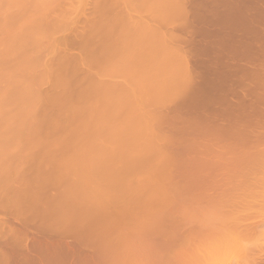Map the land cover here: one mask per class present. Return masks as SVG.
<instances>
[{
  "label": "rangeland",
  "instance_id": "1",
  "mask_svg": "<svg viewBox=\"0 0 264 264\" xmlns=\"http://www.w3.org/2000/svg\"><path fill=\"white\" fill-rule=\"evenodd\" d=\"M78 1H80V0H78ZM85 1H87V2L85 3ZM85 1L81 0L80 3H77V5L79 7H77V6L76 7L78 9L76 8L75 12L74 13L72 12V14H71L72 21L73 20L74 21L72 22L71 27L69 26L70 28L69 27L66 28V30H64L62 34L57 33L56 38L54 36L55 39H57V37H58L56 42L57 41L60 42V43H56V48H58L60 50L62 49L63 51H61V52L59 51L61 54L56 53V55L59 54V56H61L60 57L61 59H59V61L55 64L56 66H53V67L51 66L52 70L50 69V71H52V74H50L48 79H45V81L39 83L40 84L39 88L37 87V89H38L37 92L40 93L41 98L39 100V103H37L36 111L33 113L32 116H29V117H26V116H24L22 114H15L14 116H10V115H6L5 116V114H4L3 117H0L1 119L3 118V120L16 121V123H12V124L8 123L7 125L0 126V187L3 186V187H1L2 189L0 188L2 190V191L0 190V199L2 200V198L4 197L3 200H2V203H4L3 205H6L7 204L6 202L9 203V201H12V199H15V198H12V197L13 196L15 197L17 195L20 196V199L18 197L19 200L16 198V201L18 203L19 202L21 203L24 199H26L27 201H32V200H28L25 197H27L26 195H29L30 191L32 192V189L33 190L35 189V191H33L34 193H36L34 196H36V198H37V196H40L39 197L40 201H38L39 200L38 198L35 199L36 202H38L37 210H35L36 208L34 207V205L35 206L37 205L36 203L35 204L33 203L34 204L33 205L34 209H33V207L31 208L29 206V204H28L29 202H26V200H24L23 202L24 203L26 202V203L24 205L22 203L20 204V205H23L25 207L24 211L25 212L29 211L30 213L38 211L40 213H43V212L46 211V209L43 210V211L41 210L40 206L41 207L43 206V208L44 207L45 208L46 207L49 208L48 211L51 210L52 213L56 212L57 211L56 209H60V208H56L55 209V206L58 207V205H56L55 202H54L55 206H53V204L51 205L50 204L51 201H48V199L51 200L52 198H50V197L47 198L48 197L47 195H48V192L50 193V196L54 195L56 193V191H59V193L61 194L60 190L62 189L61 187L63 185V182L60 183V181L63 180V179H61L59 182L57 181V183H56L55 182L56 181L55 178L57 177L56 179L59 180V178H62V176L59 174L60 172L57 173L56 170L53 171L54 170L53 168H55V167H53V165L55 164V162L57 163L59 160H61L60 162H63V163H61V165L65 164L64 168H67L66 167L67 165H68V167H70L74 163L78 164V165H73L74 166L73 169L76 170V167L78 166L77 168L79 169V172L76 171V173H78L76 177L80 178V181L82 182L80 184H82V186L85 185L86 183H88L89 181L96 180V181L99 182V180H100L101 181L100 185H101V183H104L105 187H102L103 186V184H102V186L100 188H97V187L87 188L89 186L88 185V186H86L87 190H85V187L83 188V190L85 191L84 192L85 195L83 194L82 190H80V191H82V193L80 191H79L80 192L79 193V192H76L74 190H70V191H72L71 192L72 194H70L71 198L69 197L70 196L69 194L68 195L65 194V192L67 190L65 188L66 186L63 187L66 190L64 192H62L61 195L57 194L58 195V197H57L58 200H56V203H57V201L64 203V201H62V200L66 199V200H68L67 202L72 200V201H74L75 203H78V204L75 205L74 202H73V205H69L68 206V203H67L66 205L68 207H65V208L63 207L62 210H60L59 216L56 213L57 217L56 216L54 217L55 213H53L52 216H48V217L45 218L46 222H43L42 218L46 214L47 215L49 214L47 212H45L46 214L43 217L41 216L42 220L40 219V217H37L39 220L36 218V220H37L36 221L35 218H33L32 215H31V218L34 219V221L33 220H29L28 221V218L26 217L25 220L27 219V221L29 222V223H27V221H26V225H27V226L25 225L26 227L24 226L25 222L23 224L20 223L23 220V217L20 218V216H22V215H19L17 217V214L15 213L16 211H14L16 209L12 208V210H11L12 213L11 214L10 213H4L7 210L4 211V212L2 210L3 213L0 214V218L1 219H5V220H7V219L9 220L10 219V222H12V223H9V224H13L12 228L17 227V225H18L19 227H17V228H19L20 230H23V232L24 231L28 232L29 234H28L27 240L26 241L22 240L23 244L27 243L28 247L31 245L29 248L32 247L31 250H35L33 252H37L38 253V254L35 253L36 255L34 253H31L32 251L30 252L28 250L29 248L27 250H24V252L22 253V250L20 252V249H19L20 247L18 248L19 245L18 246L16 245L18 250H19V252L17 254L16 250L11 249L10 251L11 252L13 250L16 251V253L14 251H13V253H15L17 255L9 253L12 257L10 258V255L9 254H8L9 256L7 255L11 259L10 260L8 257H7L8 259H5V260H9L8 262L6 261L7 264L10 263V262H11L10 264H15V262H16V264H28V263L29 264H51V263L52 264H63L64 262H65L64 264H72V263H74V264L76 263L77 264L79 262H81L79 264H85V263H83L84 262L83 260H85L86 264H99V263L100 264H102V263L103 264H110V263H112V264L113 263L114 264H130L131 263L132 264L133 261H134L133 264H136L135 263L136 261L137 262L141 261L140 263H142V260H138V258L139 259H144V260H149V258H150L149 255L150 254H151V258L148 261V263H147V261H145V262L143 261L145 264L146 263L147 264H162L164 262V259L168 260V261H165L166 263L164 262L165 264H169V263L173 264L174 261L177 262V260H181V259L182 260L179 261V263L177 262L178 264H181V263L183 264V261H184V263L186 262L185 264H190L191 262H192V264H264V165H262V164L260 165L259 164L261 161L262 162L264 161V160H262L260 158L261 156H262V158L264 157V155H263L264 154V151H263V149H264L263 147L264 146H262V144L259 145V149L262 150V151L257 149L258 148V144H260L259 141H261V142L264 141V135H263L264 134V116H263L264 115V108H263L264 107V100H263L264 98L261 99V97H262L261 95L262 94H260L258 92H256V93L260 94V96H259L260 100L257 99V98L256 99L254 98V100H252L253 97H251V95H254L253 91H259L261 88L264 87V81H263L264 80V74L261 73L260 70H258V69H261V68L258 67L260 65H261L260 67L264 68V64H263L264 63V44H263L264 43V39L261 37V35L264 34V0H242V1L240 0L246 6V8H245L246 10L244 9V11L245 12L248 11V12L245 13V14L241 13L242 16L239 13H236V15H233V16L236 18V21H235L236 23L240 22V21L241 22L243 21V23L244 22L245 23L244 24L243 23H237V24H239V25L241 24V25L240 26H238V25L235 26L234 25L235 23L230 21L229 24L232 23V25H230V26L231 27L233 26L232 29L229 26V24L225 22L226 16H225L224 19L222 18V17H224L223 16L224 14L222 13V10H224L223 7H225V9H226V4L222 3L223 1L222 2L220 1L219 4H217L215 2V0L214 1L210 0V1H213V2H210L208 0H205V2H204V0H199V3H198V0H195V1L194 0H187L188 2L186 1V4H190V7H192L191 10H190L189 5H188V8L185 7L186 4H184L185 1H183V4H184L183 7L186 8V9L183 8L184 12L185 11L187 12V9H189V12H187V14L185 13L186 14L185 18H187V16H188L187 19H189V17L191 16V20L184 19V22H183V20L182 21L180 20L181 22L179 21V19H183L184 17L181 18L182 17L181 13L178 12V10H176L175 8H173V5H175V7L177 6V9H178V4H177V3H179L178 0H176L177 3L176 2L173 3L172 0H168L169 2H165V0H161V1L157 0L159 2V4H158V2L156 3L155 0H151V2L152 1L155 2V3L152 2L153 4L150 2V0H137V1L136 0L135 1L134 0L133 1L130 0L129 2H128V0H127V2H126V0H109V1L108 0H104V1L103 0H98V1L97 0H94V1L93 0H85ZM216 1L218 2V0H216ZM232 1L234 2V1H237V0H232ZM59 2L63 6L66 4V0H59ZM108 2L109 3H113V4L115 3V4L112 5V4H109ZM82 3L84 4V7H86V8L81 6V5H83ZM118 3H119V5H117ZM129 3H131V4H129ZM144 3H146L145 4L146 6H144ZM200 3L202 5H200ZM206 3L207 4L209 3L208 6H209V9L212 10L211 12H210V10H208V6L206 5ZM215 3H216V6H215ZM108 4L111 5L112 7H109ZM147 4H148V6H147ZM193 4H199L200 6H196V5H193ZM141 5H143L144 8ZM100 6H102V7H100ZM153 6L154 7L157 6L156 7L157 9H155ZM202 6H205V8H202ZM210 6L212 8H210ZM255 6H256V9H255ZM134 7H135V9H134ZM199 7L202 10H200ZM213 7H214V11H213ZM220 7H222L221 8L222 10L219 9ZM94 8H96V9H94ZM125 8L127 10H125ZM181 8H182V6L180 7V9ZM84 9L86 11L87 10L90 11L89 13H91V14H88V12L86 14ZM92 9H93V11H92ZM137 9H138V11H136ZM174 9L179 14L178 16L176 15L177 13L174 12ZM204 9H206V10L204 11V14H203V10ZM215 9H217V10L219 9L217 11V13H218L217 15L218 16L217 15H213V13L215 14V11H216ZM171 10H173V12L175 14L173 12L171 13ZM145 11L146 12L148 11V12L145 13ZM195 11H196V13L194 14ZM112 12H113V14H112ZM121 12L122 13L125 12V14H122ZM158 12H159L160 16H158ZM163 12L166 14V16H164L165 14H163ZM181 12H182V10H181ZM207 12L209 14H212L216 18H219L220 20H222V21H224L226 23V24L224 23L225 25H223V23H221V21L219 19H217L218 21H216L215 23L212 24L214 26H215V24H218L220 26L219 27L218 25H216L218 27H215V29L217 28L216 29L218 31V32L216 31L217 33L215 31H214L215 33H212L213 32L212 30L214 28H212L211 31L208 30L209 28L206 29L207 28L206 26H205L206 28L203 27V29L205 28L206 30L202 29L201 24L205 21L204 19H206V17H207V20H206V23H207V21L209 22V20H210L209 18H211V20H212V17H213V16L212 17L209 16V14ZM219 12L222 13V17H219V15L221 14V13L219 14ZM132 14L135 15V16H133ZM243 14L245 16H243ZM247 14H250V16H248ZM83 15H85L86 17L85 16L83 17ZM100 15H101V18H100ZM138 15L141 16V19H140V16H138ZM173 15H175L178 18H179L180 15L181 16L178 19V18H175V16H173ZM195 15H196V17H195ZM246 15H247V17H246ZM172 16H173L175 21H178L177 23H173L172 24V20H173ZM200 16H201V18H204V19H201ZM237 16H238V18H237ZM78 17L81 18V19L79 20ZM154 17L156 19H154ZM193 17H194V19H193ZM215 17H213V20H215ZM77 18H78V20H77ZM198 18L201 19V22L199 21ZM97 19H98V21H96ZM101 19H102L103 22L101 21ZM145 19L147 20V22H146ZM151 19L153 21L154 20L155 21L153 22ZM197 19H198L199 22L197 21ZM87 20H88V22H87ZM89 20L90 21L92 20V22H90ZM141 20H143L145 23L142 21L141 22L142 24H141L140 23ZM185 20H187L188 23L187 22L186 23L188 24V26H186V27L185 26H183V27L181 26L182 28H179L180 25L185 23ZM81 21H83V23ZM130 21H131V23H133V22L134 23L131 24ZM148 21L152 22V23L149 24ZM165 21H167V22H165ZM190 21H191V23L193 22L194 25H191V23H189ZM99 22H101L102 24L99 23ZM169 22H171V23H169ZM195 22H198V23H201V24H198V23H195ZM123 23H124V25H123ZM77 24H80V25H77ZM170 24H171V27H170ZM177 24H179V25H177ZM85 25H87V26L85 27ZM147 25H150V26H147ZM172 25H174V26H172ZM212 25H210L209 27H212ZM78 26H81V27H78ZM145 26H147V27H145ZM193 26H194V28H193ZM234 26H235V28H234ZM119 27H121V29L123 28V34L126 35L125 37H124V35H118L117 34ZM172 27H174V30H173ZM191 27L193 28V30L188 32L187 30L192 29ZM198 27H199V29L201 28L203 30V33H206L207 30H208V33L209 32L210 33L209 34L206 33L205 36H202V30L201 29L199 30ZM109 28H110V30H109ZM146 28H147V30H146ZM149 28H150V30H149ZM151 28H155V29H151ZM177 28H179V29H177ZM186 28H189V29L186 30ZM221 28H223V29H221ZM125 29H126V32H125ZM162 29H163V31H162ZM197 29H198V31H197ZM80 30H83V31H80ZM111 30H112V32H111ZM194 30H195V32H193ZM70 31L73 32V33H71ZM233 31H234V34H231V33H233ZM115 32H117V33H115ZM198 32L199 33L201 32V33L199 34ZM76 33H80V35L76 34ZM86 33H87V35H86ZM165 33H167V34H165ZM174 33H176V34H174ZM115 34H117V35H115ZM127 34H128V36H127ZM148 34L150 35L151 39H150ZM152 34H154L153 37H152ZM171 34H172V37H171ZM62 35H64L65 37L63 36L64 37L63 38ZM77 35H79V36H77ZM113 35L116 36V37H114ZM163 35L164 36L166 35L165 36L166 38H164ZM169 35H170L171 38H173L174 36H177V38L174 37L172 39V41H171V38L169 37ZM181 35H183V36H181ZM192 35H194L193 38H192ZM212 35H213V37H212ZM70 36H72V37L70 38ZM119 36L122 39L127 37L125 40H127L129 42V43H126V44L129 45L130 50H129V47L126 46V45L122 46V47H127L129 52H128L127 48H126V52H125V49L120 47L119 43H121V45H124L125 42H123V43L122 42H118L119 40H121L119 38ZM158 36L162 40L161 43L159 42V40L157 41V39H159ZM189 36L191 38H189ZM209 36H211V37H209ZM144 37H147L146 39H148L149 42ZM154 37L156 39V40L153 39L154 40L153 42L155 43V45H154V43L151 42L152 38H154ZM183 37H185L186 39L183 38ZM196 37H197V39H196ZM226 37H228V38L226 39ZM116 38H117V40H116ZM163 38L167 39L165 41L167 42L166 44H168V45L165 44ZM199 38H200V40H199ZM202 38H204V39H202ZM210 38H212V39L210 40ZM222 38H223L224 42H222L223 41ZM64 39L67 42H65ZM174 39H175V41H174ZM232 39H234L233 43H232ZM188 40L192 41V45H191V42H188ZM218 40H220L221 43H223V44H220V41H218ZM225 40H227L226 44H225ZM113 41H115V42H113ZM169 41L173 45L170 44ZM194 41H195L196 45H194ZM211 41H212V43L214 42L212 44L213 46L210 44ZM61 42H63V43L65 42L64 45ZM117 43H118V45H117ZM156 43H158V44H156ZM215 43H216V45L214 46ZM59 44H62V45H59ZM160 44H162L163 46H165V45L166 46L163 47L161 45L162 47H158V45L160 46ZM175 44H176V46H175ZM182 44H184V45H182ZM204 44H205V46H204ZM218 44H220V45H218ZM179 45H181V46H179ZM199 45H200V48H199ZM206 45L208 46L207 48H209L210 50H211V48L214 50V55H212L213 54V50L210 51L209 49H207ZM118 46L121 48V50H124V51H121ZM154 46H156V48H153ZM172 46H174V50L177 49L178 51H181L182 54H184V55L187 54L188 55V56L185 55L188 58V60L187 59L186 60H187V65L189 66V67L186 66L188 68L187 69L188 73L186 72V74L187 75L190 74V75H188V77H190V78L186 77V74H184L185 73V71L183 70L184 67L182 68V66H184V65H181V66H180V64L178 65V63H181V62H180V59L178 58L179 56L175 55V54H178V53H176L177 51L176 50L174 51L173 48L172 49L170 48ZM178 46H179L180 50H179ZM196 47L199 48L200 50L197 49ZM152 48H153L154 51L152 50ZM161 48H163V49H161ZM185 48L188 49V51H186V50L184 51ZM58 49H56V50H58ZM195 49H197V50H195ZM232 49H234V50H232ZM132 50H134V52H131ZM136 50H138V52L140 50V52L138 53V52H136ZM159 50L161 52L164 50L162 52L163 55H164V52H166L165 50H171L169 52L170 53L172 52L174 56L172 55V57H169L170 53L169 52L165 53V55H167V56L164 55V59L167 57L166 59L168 60V58H169V60L167 61V60L163 59L164 63H166V64H162L163 55L161 54L162 56L160 57V53L161 52ZM201 50H204V52L201 51ZM146 51H148V52H146ZM217 51H219V52H217ZM152 52H156L159 56L156 53L155 54L158 57L156 55L153 56L152 54H154V53H152ZM181 52H180V54H181ZM148 53H150L151 55H148ZM188 53H190V54H188ZM199 55H201V56L199 57ZM174 57H177L179 59V61H177L178 59L176 60ZM205 57H207V58H205ZM154 58H156L155 60L157 61V63L154 62ZM172 58H173L174 61H176V63L178 62L177 65H178V67H181L182 70H181V68L178 69V67H176V64L174 65V63H172ZM196 59L198 60V63L200 62L199 64L197 63ZM120 61L124 62V67L125 68L129 69L131 72L134 71L133 75L135 74V76L136 75H138V76H142L143 75L144 76L145 71H151L152 77H154L155 75L156 76L158 75L157 77L155 76L154 80H164L165 81L166 79H164L162 76L167 77V80H169V81H167V83H169L171 85L162 86L161 87L162 93H163L162 94V99L159 100V101L154 102L155 100H153L152 98H148L146 96V98L143 101L144 105H143V107H142V105L140 106L141 109H139V107H138V109H139L138 112H133V111H137L134 107H133L134 110H131L133 108L129 109L131 106H129V104L127 102V99H125L126 97L122 94V91H123L121 89L122 85L121 84H119V86L115 85V83H119L121 79H118L120 77L118 75H116V73L113 72L114 71L113 69L119 64ZM158 61H160L161 64ZM190 61L191 62L194 61V62L190 63ZM21 63H22V60L19 58V55L16 54L12 59L7 60L5 62H0V72H4V71L8 72L10 70L16 71V69L21 65ZM52 63L54 65V61ZM206 63H207V65H209V67L206 66V68H205V66H203V65H206ZM158 64H160V66H162V67H160L161 69L159 68ZM213 64H214V66H212ZM190 65H191V67H190ZM157 68L159 69V70H157L158 72L155 71ZM196 68H197V70H195ZM92 70H93L94 73H95V71H97V74L93 73L94 76L95 75H100L99 72L101 73L104 70H111V71L113 70L112 71L113 73L112 74L111 73L110 74H106L104 78L99 77V79H96V76L94 77L93 75H91ZM180 70H181V72H180ZM203 70H205L206 73H204ZM261 70L264 71V69H261ZM154 71L156 73H154ZM191 71H193V72H191ZM142 72L144 74H142ZM225 72H226V74H225ZM159 73L161 75L162 74L163 75L161 76V75H159ZM177 73H178V75H177ZM193 73H195V74H193ZM231 73L233 75H231ZM29 74H30V72H28L26 74H22L21 72H18L17 77L18 78L22 77L23 79L26 78V80H33V79H31V74L30 75ZM113 74H115V75H113ZM147 74H148V72H147ZM149 74H150V72H149ZM170 74L172 76H170ZM198 74H200V75H198ZM192 75H193V77H191ZM230 75H231V77H230ZM145 76H147V75H145ZM223 82H224V85H223ZM55 84H56V86L59 85V88L57 87L58 89L56 87H53V86H55ZM98 84H99L98 91H94L95 85L98 87ZM254 84H256V85H254ZM100 85H102V87L103 86H105V87L101 88ZM172 85H174V88H173ZM224 86H225V88H226V86L228 87L226 89L224 88L225 90L232 88V90L235 89V92L239 91L240 93H238V94L242 93L241 96L243 97V99L238 94L236 96L235 93L234 94L237 97V99H235V96L233 98L234 94L232 95L230 92H228L229 90L225 92L224 89L222 90V88H220V87H224ZM253 86H254V88H253ZM104 88H105V90H102V91H106L109 94V96L112 94L113 95L112 96V100H114V101L111 102V100H110L111 97L109 99V97L104 98L102 96V94H101L102 92H99V91H101V89H104ZM217 89H220V90H217ZM257 89H259V90H257ZM240 90H242V91L246 90V91L242 92ZM249 91H252L253 93H251ZM262 91H264V90L262 89L260 92L262 93ZM249 93H251L250 96H249ZM256 93H255V95H257ZM55 94L59 95V96L56 95L58 100L57 99H55V100L53 99L52 100V97H54ZM229 94H230L231 97L229 96ZM245 94H248V96L245 95ZM263 94H264V92H263ZM99 95H101L102 98ZM120 95L122 96V98H120L117 101L115 99V96H120ZM163 97H165V98L163 99ZM93 99L96 100L97 104L100 103L99 104L100 108H101V105H102L101 109H96V111L100 110V111H97V113H96L97 115L94 114L96 112L95 109H94V113H91V110L93 112V109H91L90 106H89L90 101L92 100V102H93ZM150 99H151V101H150ZM236 100L239 101V102L237 103ZM255 100H258V102L255 101ZM6 104H8V103L6 102ZM95 106L97 108L99 107L96 104H95ZM146 114L148 115V118H149V123H147V125L140 121V117H143ZM19 115H22V116H19ZM213 115H214V118H213ZM207 117L209 119H207ZM210 117H212V119H214V120L210 119ZM250 118H252V119H250ZM27 119L31 120V122L24 123V122L27 121ZM205 119L208 120V121H205ZM218 120H220L221 122L220 121L218 122ZM226 120H227V122H226ZM210 121L213 122V123H211ZM77 122H78V125H77ZM229 122H230V126H229ZM97 123H99V125H97ZM122 123H123V126H122ZM222 123H225V124L223 126H221ZM246 123H248V124H246ZM74 124L77 125V126H75ZM79 124L81 125V127L79 126ZM218 124H219V127L216 126ZM121 126L123 127V129H121ZM215 126L217 127V129L213 130L214 128H216ZM258 126H259V129H258ZM105 127H108L112 131L110 135H107V132H104L105 131ZM115 127H119L120 131L117 130ZM186 127H188V128H186ZM232 127H234L235 129L232 128ZM184 128H186V130H183ZM220 128H222V131H221ZM200 129H201V131H198ZM210 129H212L211 132L209 131ZM237 129H238L239 132L237 131ZM249 129L251 131H249ZM190 130L192 131V133H191ZM203 130L205 131V134H203L204 133ZM177 131H179L180 135H178L179 133ZM189 131H190V133H189ZM194 131H196V132H194ZM206 131H208V132L206 133ZM229 131H231V132L229 133ZM201 132H202V134H201ZM236 132H238L240 135H238V133H236ZM258 132H259V134H260V136L262 137L263 140H260L261 137L259 136ZM220 133H222V134H220ZM251 133H253L252 135H254V136H252ZM254 133H256L257 135L254 134ZM207 134H208V136H207ZM217 135H219V136H217ZM223 135H225V136H223ZM245 135L248 136V137H246ZM242 136L244 137V141H242L243 140ZM208 137H209V140H208ZM214 137L215 138L217 137V138L215 139ZM206 138H207V140H206ZM248 138H249V140H248ZM250 138H251V140H250ZM228 139H229V142H228ZM245 140H247V141L245 142ZM249 141H253V142L250 143ZM242 142H244V143H242ZM255 142H259L258 144L256 143L257 144L256 150H257L258 153L263 152V153H260L261 156L260 155H255L257 152L255 154L253 153L254 151H256L255 150V145H253ZM241 145H242V147H241ZM214 147L216 148V150H215ZM260 147L263 148V149H261ZM250 149H252V150H250ZM198 150L199 151L201 150V151L199 153H197ZM201 152H204V153H201ZM216 152L218 153V155H217ZM191 153L194 155V157L197 156V158H195L196 160L194 159V157H193V155ZM209 153H211L213 155H210ZM248 153H249V156L245 155V154H248ZM19 154H20V156H19ZM185 154L188 156V158H187V156ZM234 154H235V156H234ZM204 155H206V157H204ZM220 155H223V156H220ZM226 155H227V157H226ZM254 155H255V158H256V156H259L258 158H260V159L259 160H254V158L252 159V156L254 157ZM12 156H14V157L12 158ZM189 157L191 158L192 162L189 160L190 159ZM231 157H233V158H231ZM249 157L252 159L253 162L255 161L254 162L255 165L253 164V167H252V165L250 166V169L255 168L254 171L250 170L249 168H246L245 163L248 162L247 159ZM26 158H29V159L31 158L30 160H32V161H30L29 159H26ZM35 158L36 159H41L42 162L45 161L44 163L49 162V164L45 165V164L40 162V164L42 165V169H40L41 165L40 166L37 165V166L40 167V168H37V166L35 165L36 163L34 161V160H36ZM209 159L211 160V162H210ZM240 159H241V161H240ZM25 160H26L27 163L25 162ZM176 160H178V161H176ZM182 160L183 161L185 160L184 162H186V163L188 162V163L184 164V162ZM17 161L19 163L21 162L20 166L18 165L19 170L17 169L19 171V173H18V171L15 172L16 171L15 170L16 166H15L14 163L19 164ZM37 161L38 160H36V162ZM136 161H138L139 163L136 162ZM31 162H33V163H31ZM50 162L53 163V165ZM140 162H141V164H140ZM143 162L145 163V165H144ZM148 162L149 163L150 162H152V163L157 162L158 166L150 164V166L153 165L154 167L151 166L153 168V170L149 171L147 168L150 169L151 167H149ZM176 162H177V164H176ZM229 162H231V165H230ZM257 162H258V166L256 165ZM161 163H163V165H164L163 169H162L163 165H161ZM241 163H242V165H245V166L244 167L241 166ZM32 164L35 167H32ZM104 164H109L110 168L108 166L104 165ZM138 164L140 166L143 165L144 167H142V166L140 167ZM154 164H156V163H154ZM166 164H168L169 167ZM146 165L148 167H146ZM165 165L168 167V169H166L167 167ZM180 165H182L181 169H179ZM54 166H56V164ZM136 166L139 167V168H137V170H135ZM185 166L187 167V169L185 168ZM228 166L229 167L231 166V167L229 168ZM239 166H241L242 169ZM256 166H257V168H256ZM260 166H261V168H260ZM21 167H22V169L24 168V170H25L24 172L21 169ZM30 167H32V168L30 169ZM50 167H51V172L48 171V169L50 170ZM262 167H263V170H261ZM33 168H35V169L37 168V171H40L41 173L40 172H38V173L35 172L36 170L34 171ZM56 168L58 169V165H57ZM141 168L142 169L144 168L143 170H145V172L142 171ZM155 168H157L156 170H157V173H159L158 175L159 176L161 175L160 178L157 175V173L155 174V172H156ZM200 168H204V169L202 170ZM233 168H235V169H233ZM11 169H13L14 173L11 171ZM32 169H33V171H32ZM239 169H241V171ZM244 169H247V170H244ZM61 170H62V168H61ZM195 170H197L196 173L194 172ZM221 170H222V172H221ZM235 170H237V171H235ZM7 171H9L8 172V173H10L9 175L7 174ZM132 171L134 172V175H133ZM200 171H201V173H200ZM246 171L249 172V173L251 172L250 174H252L255 177V179H256V180L253 179L254 177H252V175H251V178H250L251 180L249 179L250 182H254L255 181L254 182L255 184L253 183V186H251V188L254 187L253 188L254 189V193H256V194L253 193V189H251V188H250L251 190L250 189L246 190V191H249L250 193L249 192H245L244 190H243L244 192H242L240 189L237 188V186L238 187L240 186L239 185L240 182H241V185L245 184L244 183L245 180H243L244 177H242V175ZM137 172H140V173H137ZM149 172H150V174H149ZM193 172H194V174H193ZM258 172H259L260 175L261 174L262 175L261 176L258 175ZM15 173H17V174H15ZM20 173H23V175L21 174L22 176L20 175L22 178L25 176L23 179L21 177H18V175ZM63 173H66V171H64ZM69 173H70V171H69ZM71 173H73V171ZM76 173H75V175H76ZM179 173H181V174H179ZM34 174H36V175L34 176ZM37 174H38V177H37L38 179H35L34 177H36ZM54 174L57 175V176L55 178H53V180H50L49 178H47V176L48 177H50V176L54 177L53 176ZM163 174H165V175H163ZM207 174L209 176H207ZM63 175L66 177L65 174H63ZM73 175L72 174H67V176H70V179H75L76 177H73ZM32 176H33V178H32ZM109 176H111V177H113L115 179L114 184L112 183L113 185L112 184H107V185L105 184L104 178H107ZM156 176H158L157 177L158 181L156 180V178H154ZM162 176H163V178H162ZM166 176H168V177H166ZM171 176L173 177V179H172ZM15 177L18 178V180ZM137 177L139 179H137ZM30 178L38 180L39 183L41 182L42 184L39 185L37 183L38 181H35V180H32L33 182H31ZM257 178H259V179H257ZM260 178H262L263 180L260 179ZM19 179H21L23 182L21 180H19ZM67 179H68V181L66 182ZM67 179L63 180V181L65 183H68L70 179L69 178H67ZM114 179H113V181H114ZM140 179H141V181H143L142 182V184L144 185L143 186V191L140 190L142 185L139 188V184H141V183L137 182V181L141 182ZM162 179L164 181H162ZM26 180L28 181L27 184L25 183ZM123 180H124V182H127L130 185L129 189L127 188L128 189L127 190L125 188L126 191H124L123 193H121V192L124 189L121 190L118 193H116V192L115 193L114 192L110 193V191L112 190L111 187H113V190H114V188L118 189V187H120L118 185L119 184H123ZM125 180H127V181H125ZM168 180H170V181H168ZM20 181H21V183H20ZM74 181L76 182L77 179H75ZM160 182H162V184H160ZM179 182H181V183L183 182V183L181 184ZM227 182H229V183L227 184ZM65 183H64V185H65ZM127 183H124V184H126L125 185L126 187H128ZM213 183H214V185H213ZM223 183H225V184H223ZM230 183H232V184H230ZM20 184H21V187H20ZM44 184H45V186H43ZM58 184H59V186H58ZM68 184H67V186H68ZM70 184L74 185L72 182ZM149 184H150V186L151 185L154 186L155 189H156V187L159 190L161 188V190H162L161 192L164 191L167 194L166 193H161L160 194V192H158V189L157 190H155L154 188L150 189L152 186L150 187ZM8 185H9V188H10V185H11V188H10V191H8V193H6L7 189L9 190V188H7ZM23 185L26 186V188H27V186H29V187L27 189H25V187H23ZM31 185H32V188H30ZM34 185L35 186L37 185L36 186L37 190H36V188H33V187H35ZM38 185L40 187V190H42V193L38 189L39 188ZM71 185H69V186H71ZM108 185H109V187L110 186L111 187L108 188ZM165 185H167V186H165ZM233 185H235L236 188H234ZM251 185H252V183H251ZM14 186H16V187H14ZM76 186H77V183H76ZM121 186H123V185H121ZM125 186H123V187H125ZM163 186L166 189L163 188ZM226 186H228V188ZM224 187H226V191L229 189V187L230 188L232 187L237 194L234 191H232V193H233V195H232V193H230L228 191V196H226L227 195L226 192L223 194V192L225 191L223 189ZM245 187H247V186H245ZM15 188H18V189H15ZM23 188L26 191H28V192L22 190ZM169 188H171V189H169ZM241 188H244V187H241ZM11 189H15L16 191L20 190V192L23 191L22 192L23 194H24V192H26L27 194L26 193L24 194L25 197L22 194L23 198H21V194H20L19 191H18V194H17V192L14 193V191L11 193ZM69 189H71V188H69ZM136 189H137V191L138 190L141 191L140 192L141 196H140V194H138L137 197L135 196V194H137L136 193L137 192ZM148 189H150L151 191L148 190ZM235 189L236 190L238 189V192ZM54 190H56V191H54ZM220 190H221V192H220ZM36 191H38V192H36ZM251 191H252V193H251ZM4 192H5L6 196L4 194V196L2 197ZM127 192H129V193H127ZM181 192H182V195L180 194ZM240 192H241V194H240ZM13 193H14L13 196H8L9 194L11 195ZM39 193H41V194L39 195ZM63 193L65 195H63ZM87 193H93V195H90V194L88 195ZM158 193H159V195H161L163 197L159 196ZM178 193H179V195H178ZM94 194H96L97 196L99 195L100 199H101V196L105 197L104 195H106V196L110 195V198L109 197H106V198L112 199V200H110L111 202H109V200H108L109 203L107 202L109 204L108 206L109 207L111 206L112 208L111 207L110 208L107 207V210H106V208L103 207V205L104 206L106 205L105 204L106 201L104 199H101V200L105 201V203L102 201L103 202V205H102V202L99 201L100 199L98 197H97V199H95L96 195L94 196ZM144 194H145V196H144ZM188 194H190V195H188ZM197 194H198V196L200 195L199 196L200 198L196 197ZM213 194H215V195L213 196ZM229 194H231V195H229ZM41 195H42V197H41ZM76 195H79V196H76ZM80 195L82 196V198H83L82 200L83 201L80 199L81 198ZM86 195H88L89 198H87V197L85 198ZM115 195H117V197H119V201L118 200L116 202L114 201L115 200L114 199ZM132 195L134 196V198L136 197L138 199V201H139L138 202L139 204L137 203L138 207L136 206L135 203H133V201H130V199L133 198ZM31 196H30V198H35V197H33V196L31 197ZM90 196L94 198V201H93V198L90 199ZM125 196H127V197L130 196L131 197L129 200L126 199L127 201L130 202V204L127 203V205L122 206L123 204L121 202H123L124 204H126V202H127L126 200L123 201V198ZM143 196H144V198L146 197L145 200L143 199ZM217 196L219 198L218 201H220V202L217 201V199H218ZM222 196H223L224 200L221 202ZM224 196H226V199L224 198ZM233 196H234V198H232ZM10 197L12 198L11 200H9ZM77 197H80V198L78 199ZM182 197H183V199H182ZM212 197H214L215 199L212 198ZM220 197H221V200H220ZM239 197L243 198V199H238ZM246 197L249 198V199H247ZM5 198H7V200H9V201H7ZM57 198L53 197V200H55ZM76 198L79 201H76ZM148 198H149V200H148ZM152 198L154 200L153 203L150 202L152 200ZM86 199H88V200H86ZM120 199H122V201H120ZM187 199H189L190 201L187 200ZM233 199H237V200H233ZM53 200H52V202H53ZM142 200L144 201V204H143ZM213 200H214L213 204L212 203L210 204L209 202L210 201L212 202ZM239 200H241V201H239ZM243 200H246V201H243ZM72 201H70V202H72ZM98 201L101 202V205L100 204L99 205L102 208H104L103 212H104V210H105V212L106 211L111 212V211H109V209H111V210L115 209L114 210L115 214L112 215L113 217L110 214L109 215V217L111 216L110 218H106L105 217L106 218L105 222H101V228L99 227L100 226V222L99 221L102 218H99L100 220H98L97 217H99V215L96 218L94 217V220H93V217H91L92 221H95V220L97 221V222H95L96 223V225H95L94 222L90 223V221H89L90 218L87 221H85L84 217L86 215L83 213L85 211L83 209L86 208L85 204H87V202H90V203L93 202V204L89 203L91 206H93L94 203L96 205V203ZM146 201L149 202V203L148 202L146 203L147 205L145 204ZM182 201H183V203H182ZM195 201H197L198 203L197 202L195 203ZM14 202L15 201H13L12 203L14 204ZM39 202L40 203L42 202L41 203L42 205ZM140 202H142L143 206H146V207L144 208ZM155 202H156V205H154ZM215 202H217V203H215ZM2 203H0V204H2ZM47 203L52 208H50L49 205H47ZM171 203H172V205H171ZM178 203H179L180 206L178 205ZM184 203L186 205H187V203H190L192 205L190 206L188 204L187 206H183V205H185ZM220 203L223 204V205H221ZM30 204H32V202H30ZM115 204H116V206H115ZM131 204H133L134 206H132ZM163 204H165L164 208L167 207L166 209L162 208ZM234 204H235L236 208H235ZM239 204H240V206H237ZM62 205H64V204H62ZM90 205H89V207H90ZM118 205H119V207H117ZM148 205H151V207L149 206L150 208H152V209H154L156 211L158 210L160 212V213L157 212V213H159V215L156 213L158 215V217H157V215H155V213H152V212H155V211L151 212L153 215L149 212V211H151V209H147ZM195 205H197L199 207L202 206L204 209H200L202 207H200V208L198 207L199 211H201V212H199L198 209L194 207L191 210V211L194 210L192 213L194 214V212L196 210L197 211H196V213L194 214V216L192 217L191 220L193 221L194 226H195V223L198 222L197 224L199 226L201 225L200 227L202 229L199 226H197V224H196L195 228L192 225H190V226H192L191 227L192 229L193 228L196 229V227L198 229H196V230L193 229L194 231H192V229L190 230V228H188L189 231H190L189 233H193L192 235H190L187 232V235L189 236V238H188V236L185 235L186 230L188 231V229H187V227L184 226V224L187 225V223L192 222V221H189L190 218L188 217L189 215L190 216L193 215L192 213H190L189 209H190V207L192 208ZM96 206H98V205H96ZM96 206L95 207L93 206L95 208L93 210L100 209V208L96 209ZM121 206L124 207V208L121 209L122 208ZM141 206H142V208H141ZM155 206H156V208H155ZM181 206H183V207H181ZM12 207H14V206H12ZM16 207H18V206H16ZM81 207H83L82 208L83 212L80 211ZM133 207H134V209H133ZM252 207H254V208H252ZM116 208L119 211L122 210V211H120L121 217L123 216V218L121 219V223H119L120 215L116 214V212L119 213V211ZM140 208L141 209H143V208L147 209L149 214H148L147 211H145V210L144 211L147 212L149 217L147 216L146 213H144V215L146 214L145 216L144 215L142 216V213H139V209ZM185 208L187 210H185ZM225 208H227V210ZM231 208L234 209V212L232 211L233 209L231 210ZM74 209H76L77 211L79 210L81 212V214L83 213L85 215L84 217L81 216V217H83V222H84V224L87 222L85 225H83L81 219H79V220H77L75 222L76 224H78L77 222H80L79 224L82 227L81 228L78 225L79 233L81 232L80 230H82L83 227H85L89 223L88 225L92 226V228L95 227L96 230L97 229H101L104 232H106L107 234L105 233V236L103 234H101L103 236L99 235L100 237H97L98 236L97 235L95 237L94 236V232L93 233L89 232L90 234H93V237L89 238L90 235L86 231L87 235H89V236L86 237V239H85V236H82V238L84 237L83 238L84 241H83L81 236H80V234H77L78 233V231H77L78 228H77L76 231L74 230L75 232H73V233H72V231H73L72 229L67 230V229L70 228L69 226H71V228H72V225H73L74 220H75L74 218L78 219L77 213H75L77 216L75 215L74 217H71L72 214H73L72 211H74ZM141 209H140V211H141ZM87 210L89 211V208ZM93 210H91V211H93ZM134 210H135V212H137V215H138V213L141 214V215L137 216L136 213L134 214ZM162 210H164V211L167 210V211L162 212ZM251 210H252V212H250ZM125 211L126 212L128 211V212L126 213ZM129 211H131V212H129ZM222 211H224V212H222ZM230 211H232V212H230ZM86 212L87 211H85V213ZM103 212H99L98 214L102 215L101 213H103ZM161 212H162V214L163 213L164 214L162 215ZM13 213H15L16 216H14L15 214H13ZM18 213H20V211ZM40 213H39V215H41ZM128 213H129V215L131 213L132 216L131 215L130 216L132 217V220L130 219V216H128L129 219L127 220L126 217H127ZM168 213H169V215H168ZM187 213H189V215H187ZM228 213H229V215H228ZM23 214H24V212H23ZM89 214H90V216H92L91 215L92 213H89ZM104 214L106 215V213H104ZM104 214L102 216H105ZM181 214H182V216H181ZM185 214H186V216L189 219H186L187 217L185 216ZM199 214H203V215H201L203 217H201ZM33 215H35V214H33ZM39 215L37 214V216H39ZM49 215H51V214H49ZM115 215H116V217H115ZM135 215L137 217H139V218H137ZM24 216H26V215H24ZM67 216H68V220L70 219L72 221V222H70V220H69V222H68V220L66 219V222H67L66 224H67L68 228L64 227L65 226V223H64L65 219H62V221H64V222L59 221V220H61L60 219L61 217L65 218ZM140 216H142V217H140ZM196 216H198V219H193ZM58 217H60V218L58 219ZM69 217H71V218H69ZM135 217L138 219V221H139L141 226L138 225V221L136 219H134ZM181 217H183V218L181 219ZM47 218H49L53 223H56L55 221H57V219H58V221L61 222L62 227L60 225H59V227L56 226L58 221H57V223L54 226H52L53 225L52 224L51 225L52 227L47 226L48 224L51 223L48 220L49 222L47 224ZM51 218H53V220ZM87 218H85V219H87ZM144 218H146V219H144ZM157 218L159 220H157ZM200 218H202V219H200ZM133 219H134V221H133ZM142 219L144 220V222H143ZM154 219H156V220L154 221ZM129 220H131V221H129ZM30 221L34 222L37 225H35L34 223L30 224ZM38 221L39 222L41 221L44 226L41 224V222L39 224ZM148 221H150L152 224L150 222H148ZM125 222H127V224H128V222H131L133 225L131 223H129L128 226H127V224ZM153 222H155V223H153ZM168 222H169V224H168ZM44 223H46L47 225L45 226ZM75 223H74V225H75ZM105 223H107V224L105 225ZM123 223H124L125 227H123V229L121 228V231H122L121 232V231H119L120 230L119 227H122ZM144 223L147 224V226ZM156 223H157V225H155ZM58 224H60V223H58ZM102 224H104V226ZM115 224H116L117 227L119 226L118 227L119 230H117V228H115L116 226L114 227ZM158 224H159V226H158ZM107 225H109L111 227L108 226V228H109L108 229V228H106ZM0 226H2V225H0ZM10 226H12V225H10ZM90 226H88L89 230H88V227H86L87 229L86 228H84V229H86L88 231H90V229H91V231H93V229L90 228ZM130 226H131V228H130ZM180 226H182V227L184 226L183 229ZM23 227H25V228L28 227L27 228L28 230H25V228H23ZM48 227H50V228H48ZM74 227L76 229V226H74ZM74 227H73V229H74ZM147 227H150V229H151L150 232L151 233L149 232L150 229L147 228ZM62 228H63L64 233H66V234L69 233L72 230L70 232V234L72 233L73 236L70 235V234L69 235L68 234L67 235L64 234L63 231H62ZM64 228L65 229L67 228L66 231L64 230ZM158 228H159V230H157ZM164 228H165V230H164ZM185 228H186V230H184ZM207 228H209L210 230L208 231ZM4 229H5V231L7 230V228H4V226H3V230ZM53 229H55V230H53ZM56 229L58 231L59 230L60 231L57 232ZM110 229L112 231H110ZM135 229L137 230V232H136ZM153 229H155L156 232H153ZM204 229L205 230L207 229V230L205 231ZM0 230L2 231V229H0ZM48 230H49L50 233L48 232ZM51 230L53 232H51ZM83 230H82V232H83ZM96 230H94V231L96 232ZM107 230L109 232H107ZM115 230H117L118 232H121L122 234L118 233L119 235L117 236V234H115L117 231L115 232ZM124 230L125 231L127 230V232H125ZM197 230H199V231H197ZM5 231H2V232L5 233ZM97 231H99V230H97ZM103 231H101V232L104 233ZM140 231H142V233H143L142 236L144 235L143 238L146 237L145 235H147V236L151 237V241H150V239H148L149 240L148 241L145 238L144 239L145 242L147 241L145 243L143 239H140L139 237L142 238V236H140L141 235ZM159 231H160V233H159ZM162 231H163V233H162ZM82 232H81V235H83V234L85 235L86 234V233H82ZM111 232H113L114 234L111 233ZM198 232H199V235H198ZM207 232L208 233L210 232V234H208ZM75 233H76V235H75ZM161 233L165 237H163ZM166 233H168L169 235L168 234L166 235ZM112 234L115 235V236L112 237L113 236ZM152 234H155L154 235L155 237L151 236ZM159 234H161L160 235L161 239L157 237ZM181 234L185 235V239H187V238H188V240L189 239H194L192 243L188 241L189 244L191 243L190 246H188V245L186 246L185 243H183V242L184 241L187 242V240L183 241V239H182L183 242H181L182 244L179 245V248H180V246H182L184 244L185 247H186V249H185L184 245H183L184 251H182V250L179 251V248L177 246L178 244L175 242L177 240V242L180 243L178 240L181 239V237H182ZM203 234H204V236H203ZM5 235L6 234H3L4 238L2 237V240H7L8 239V237H6ZM7 235H8V233H7ZM107 235H109V236L107 237ZM110 235H111V237H110ZM121 235H123V236H121ZM193 235H195V237L196 236L197 237L199 236V237L195 238ZM208 235H209V237H208ZM43 236H44V238H43ZM120 236H121V238H124V239H122V242H120L121 244L122 243H124V244L126 243V242H123L124 240H126L125 236H127V238L129 236L132 237V238H128V239H131V240H129V242H127V244H129L130 246H128V245L126 246L124 244H123L124 247L123 246L117 247L118 244L115 246L114 243L116 242V240L118 241L120 239L119 238ZM133 236H136V238L133 237ZM168 236L169 237L172 236V241H171V238H168ZM191 236L194 237V238H192ZM11 237H13V236L11 235L10 238ZM31 237H33L34 240H32L33 238H31ZM162 237L165 238V240ZM35 238L37 240H39V242H36L37 240ZM46 238H48L47 240L49 242L47 240L44 241ZM88 238L90 240H87ZM101 238H102L103 241L101 240ZM103 238H105V240H107V241H105ZM114 238H116V239H114ZM117 238H119V239H117ZM174 238H176V239H174ZM206 239H207V241H206ZM2 240H0V241H2ZM9 240L10 239H8V241ZM41 240H42V244L41 245H44V243L46 242L47 243L46 246L48 248L47 247L45 248V245L44 246H39ZM80 240L82 242H80ZM85 240H87V241H85ZM93 240L94 241L97 240L98 242H93ZM99 240H101L102 242L99 241ZM161 240H164V241H161ZM166 240H167V243H166ZM13 241L14 240H12V242ZM55 241H57V242H55ZM108 241H110V242H108ZM119 241H121V239ZM190 241H192V240H190ZM194 241H196V242H194ZM12 242H11V244H8V245L9 246L12 245ZM18 242H19V239H18ZM50 242H51L52 245L53 244L54 245L50 246L51 245ZM58 242H59V245H61V246L58 245ZM76 242H79V243L77 244ZM85 242H86V244H85ZM106 242H107V244H106ZM197 242H199V243H197ZM14 243H15V241H14ZM14 243H13V245H14ZM33 243H35V244H33ZM98 243L100 244V246H99ZM116 243H118V242H116ZM120 243H119V245H121ZM130 243H132V245ZM147 243H149V245H147ZM174 243H175V245L177 247L174 246ZM219 243H221V245ZM64 244H66V245H64ZM72 244H73V248H72ZM112 244H113V246H112ZM2 245H4V244L0 243V247H2L0 249L3 250V247H4L6 249V251H7L8 247H5L7 245H4V246H2ZM13 245H12V247H14ZM34 245H35V247H33ZM141 245H143L145 247L144 250L140 249V247H143ZM163 245H164V247H163ZM23 246H25V245H23ZM147 246H149V247H147ZM193 246H196V247L194 248ZM40 247L41 248L44 247L43 250ZM59 247L61 249H59ZM77 247H79L80 249L77 248ZM107 247H109V249ZM116 247L120 248V252L121 253L118 252L119 250H116ZM133 247L135 248V250L137 252L132 251V250H134ZM167 247H168V249H167ZM169 247H171L170 251H172V253H175V254H173L174 255V258L172 257L173 259H171L170 257L168 258L167 255L164 254V252H165L164 248L167 250L166 253L170 252L169 251ZM17 248L15 247V249H17ZM22 248H25V247H22ZM65 248H66V250H65ZM68 248H70L71 250L70 249L68 250ZM74 248L78 249L79 252H78V250L76 251ZM95 248L96 249L99 248L98 249V252L100 251L99 253H103V251H104V253H106V254L103 253L102 255L101 254L99 255ZM110 248H112V250L114 248V252H115V250L117 251L116 252L117 256L116 255L115 256L111 255L114 252ZM191 248H192V250H191ZM5 249H4V251H5ZM47 249L48 250L50 249L49 252H48ZM63 249H64V251H62ZM81 249H83V250L81 251ZM94 249H95L96 252L94 251ZM122 249H124V250L122 251ZM180 249H182V247ZM74 250L76 252H74ZM107 250H109V251H107ZM51 251H52V253H51ZM61 251L63 252V255L65 254L66 251L69 252V253L66 252V255L68 254L69 257L73 254L74 257L73 256H72L73 258L70 257V259L72 261L69 258H67L68 260H64L66 258L63 257ZM80 251H81V253H80ZM83 251H86V252H83ZM91 251H92V253H91ZM25 252L26 253H28V252L30 253L31 256L29 255V253L27 255H25V256L29 255L31 259L29 258V256L28 257L24 256V254H26ZM94 252L96 254H94ZM122 252H124V254ZM127 252H128V254H127ZM156 252H157V255H156ZM20 253H21V257L18 256V255H20ZM76 253H78V254H76ZM108 253H110V254H108ZM134 253L136 254L135 258L133 257ZM194 253H196V255ZM54 254H56V255H54ZM138 254H139V256H138ZM13 255H14V258H13ZM38 255L42 256V260L39 261V259H41V258ZM66 255H65V257H68V255L67 256ZM140 255H143L145 258L140 256ZM147 255H148V257H147ZM16 256L18 257V259L15 258ZM32 256H35V258L36 257H39V258L38 259L36 258V261H35V258H33L34 259L33 260ZM96 256H98V257H96ZM100 256L101 257L103 256L104 258L103 257L101 258ZM137 256H138V258H137ZM0 257H2V256H0ZM121 257L123 259H121ZM127 257H129V258H127ZM159 257H161V258H159ZM175 257H176V260H175ZM12 258L13 259H17V260L16 261L14 260V263H12V261H13ZM21 258L24 261H22ZM26 258H28V259H26ZM57 258H59L60 260L57 259ZM104 259L105 260L107 259V261H105ZM119 259L121 261H119ZM129 259H131L132 261L130 260V262H129L128 261ZM160 259L163 260L162 263H161ZM5 260L4 259H3V261L0 260V264H1V261L4 263ZM19 260H21V261H19ZM28 260H30V261L32 260V261L28 262ZM100 260H102V261H100ZM122 260H124V261H122ZM126 262H129V263H126Z\"/></svg>",
  "mask_w": 264,
  "mask_h": 264
},
{
  "label": "bare ground",
  "instance_id": "2",
  "mask_svg": "<svg viewBox=\"0 0 264 264\" xmlns=\"http://www.w3.org/2000/svg\"><path fill=\"white\" fill-rule=\"evenodd\" d=\"M83 1H85V0H83ZM93 1H94V0H93ZM97 1H98V0H97ZM103 1H104V0H103ZM108 1H109V0H108ZM129 1H130V0H128V2H129ZM131 1H133V0H131ZM134 1H135V0H134ZM136 1H137V0H136ZM160 1H161V0H160ZM178 1H179V3H177L176 0H174V1L172 0L173 3L176 2V3L178 4V9H177V6L175 7V5H173V8H175L176 10H178V12L181 13V15H182L181 18H183V17H184V18H183V19H179L181 15L179 16V18L176 17L175 15H173V16H175V18H178L179 21H180V20H181V21L183 20V22H184V19H187V18H188V16H187V18H185V16H186L187 12H189V9H187V12H186V11L184 12V9H186L185 7L188 8V5H189V7H190V4H186V1H187V0H178ZM183 1H185V2H184V4H186L185 7H183V6H184ZM194 1H195V0H194ZM208 1H210V0H208ZM213 1H214V0H213ZM213 1H210V2H213ZM220 1H221V2L223 1L222 3L226 4V9H225V7H223L224 10L221 9L222 7L219 8L220 10H222V13L224 14V15H223L224 17H222V13L219 12V14L221 13V14L219 15V17H222V18L224 19L225 16H226V18H225V22H226V23L229 24V22L231 21V22L235 23V24H234L235 26H237V25L240 26L241 24L239 25V24H237V23H243V21H242V22L240 21V22H237V23H236V22H235V21H236V18H235L233 15H236V13H239V14L242 16L241 13H244V14H245V13L248 12V11H246V12L244 11V9L246 8V6H245V4H244L243 2H241L242 0H241V1H240V0H237V1H234V2H233L232 0H218V2L215 0V2H216L217 4H219ZM80 2H81V0H80V1H78V0H66V4L63 6V5L59 2V0H0V62H5V61H7V60H10V59H12L16 54H18V55H19V58L22 60L21 65L16 69V71H12V70H10V71H8V72H5V71H4V72H0V117H3L4 114H5V116H6V115L14 116L15 114H22V115H24V116H26V117H29V116H32L33 113L36 111V109H37V103H39V100H40V98H41L40 93L37 92V91H38L37 87L39 88V85H40L39 83H41V82L45 81V79H48V78H49L50 74H52V71H50L51 66H52V67H53V66H56L55 64L59 61V59H61V58H60L61 56H59V54H61L60 52L63 51V50H62V49L60 50V49L56 48V43H60V42H58V41L56 42V40L58 39V37H57V39H55L56 36H57V33L62 34L63 31L66 30V28H68L69 26L71 27L72 22L74 21V20L72 21V16H71V14H72V12H73V13L75 12V9H76L77 7H79V6L77 5V3H80ZM86 2H87V1H85V3H86ZM88 2H89V1H88ZM111 2H112V1H111ZM126 2H127V0H126ZM144 2H145V1H144ZM147 2H148V1H147ZM147 2H146V3H147ZM150 2H151V0H150ZM152 2H153V1H152ZM152 2H151V3H152ZM155 2L157 3L158 1L155 0ZM155 2H153V3H155ZM162 2H163V1H162ZM165 2H169V1H168V0L166 1V0H165ZM187 2H188V1H187ZM190 2H191V1H190ZM201 2H202V1H201ZM204 2H205V0H204ZM235 2H236V3H235ZM83 3H84V2H83ZM83 3H82V4H83ZM85 3H84V4H85ZM95 3H96V2H95ZM108 3H109V2H108ZM135 3H136V2H135ZM135 3H134V4H135ZM146 3H144V6H146V5H145ZM153 3H152V4H153ZM195 3H196V2H195ZM198 3H199V0H198ZM202 3H203V2H202ZM216 3H215V6H216ZM84 4L81 5V6L84 7ZM90 4H91V3H90ZM105 4H106V3H105ZM109 4L114 5L115 3H114V4H113V3H109ZM109 4H108V6H109V7H112V6L109 5ZM129 4H131V3H129ZM158 4H159V2H158ZM171 4H172V3H171ZM181 4H182V5H181ZM208 4H209V3H208ZM208 4L206 3L207 6H208ZM257 4H258V3H257ZM97 5H98V4H97ZM117 5H119V3H118ZM125 5H126V4H125ZM125 5H124V6H125ZM193 5L200 6V5H202V4L200 3V5H199V4H193ZM206 5H205V6H206ZM255 5H256V4H255ZM76 6H77V7H76ZM106 6H107V5H106ZM120 6H121V5H120ZM135 6H136V5H135ZM139 6H140V5H139ZM141 6H143V5H141ZM144 6H143V8H144ZM147 6H148V4H147ZM181 6H182V8L180 9ZM205 6H202V8H205ZM219 6H220V5H219ZM83 7H82V8H83ZM93 7H94V6H93ZM96 7H97V6H96ZM100 7H102V6H100ZM117 7H118V6H117ZM137 7H138V6H137ZM137 7H136V8H137ZM153 7H154V6H153ZM153 7H152V8H153ZM156 7H157V6H155L154 8L157 9ZM80 8H81V7H80ZM84 8H86V7H84ZM90 8H91V7H90ZM90 8H89V9H90ZM114 8H115V7H114ZM123 8H124V7H123ZM126 8H127V7H126ZM126 8H125V10L128 9V8H127V9H126ZM173 8H172V9H173ZM183 8H184V9H183ZM191 8H192V7H190V10H191ZM194 8H195V7H194ZM199 8H200V7H199ZM210 8H212V7L210 6ZM257 8H258V7H257ZM77 9H78V8H77ZM94 9H96V8H94ZM103 9H104V8H103ZM134 9H135V7H134ZM149 9H150V8H149ZM175 9H174V12H176ZM219 9H218V10H219ZM255 9H256V6H255ZM84 10H85V9H84ZM123 10H124V9H123ZM143 10H144V9H143ZM143 10H142V11H143ZM145 10H146V9H145ZM181 10H182V12H181ZM197 10H198V9H197ZM197 10H196V11H197ZM200 10H202V9L200 8ZM205 10H206V9L203 10V14H204V11H205ZM208 10H210V9H209V6H208ZM208 10H207V11H208ZM215 10H216V11H215V14L212 12L213 15H217V14H218V13H217L218 10H217V9H215ZM245 10H246V9H245ZM258 10H259V9H258ZM81 11H82V10H81ZM92 11H93V9H92ZM94 11H95V10H94ZM96 11H97V10H96ZM100 11H101V10H100ZM104 11H105V10H104ZM136 11H138V9H137ZM140 11H141V10H140ZM157 11H158V10H157ZM196 11L194 12V14L196 13ZM198 11H199V10H198ZM211 11H212V10H210V12H211ZM213 11H214V7H213ZM223 11H224V12H223ZM242 11H243V12H242ZM85 12H86V14H87V12H88V14H91V13H89L90 11H88V10H87V11L85 10ZM108 12H109V11H108ZM114 12H115V11H114ZM133 12H134V11H133ZM147 12H148V11H147ZM147 12L145 11V13H147ZM153 12H154V11H153ZM172 12H173V10H171V13H172ZM174 12H173V13H174ZM199 12H200V11H199ZM82 13H83V12H82ZM100 13H101V12H100ZM121 13H122V12H121ZM128 13H129V12H128ZM128 13H127V14H128ZM142 13H143V12H142ZM166 13H167V12H166ZM176 13H177V12H176ZM182 13H183V14H182ZM185 13H186V14H185ZM207 13H208V12H207ZM96 14H97V13H96ZM112 14H113V12H112ZM122 14H125V12L122 13ZM136 14H137V13H136ZM151 14H152V13H151ZM156 14H157V13H156ZM163 14H165V13L163 12ZM174 14H175V13H174ZM192 14H193V13H192ZM199 14H200V13H199ZM208 14H209V13H208ZM208 14H207V15H208ZM244 14H243V16H245ZM80 15H81V14H80ZM93 15H94V14H93ZM97 15H98V14H97ZM132 15H133V14H132ZM132 15H131V16H132ZM144 15H145V14H144ZM161 15H162V14H161ZM168 15H169V14H168ZM176 15L178 16L179 14L177 13ZM197 15H198V14H197ZM213 15H212V14H209V16H211V17H212ZM237 15H238V14H237ZM247 15L250 16V14H247ZM247 15H246V17H247ZM70 16H71V17H70ZM74 16H75V15H74ZM84 16H85V15H83V17H84ZM90 16H91V15H90ZM98 16H99V15H98ZM98 16H97V17H98ZM117 16H118V15H117ZM123 16H124V15H123ZM133 16H135V15H133ZM138 16H140V15H138ZM158 16H160V15H159V12H158ZM164 16H166V14H165ZM173 16H172V19H173V20L170 18V19L172 20V24L178 22V21H175V20H174ZM201 16H202V15H201ZM201 16H200V18H201ZM203 16H204V15H203ZM217 16H218V15H217ZM232 16H233V17H232ZM81 17H82V16H81ZM83 17H82V18H83ZM85 17H86V16H85ZM128 17H129V16H128ZM147 17H148V16H147ZM150 17H151V16H150ZM156 17H157V16H156ZM195 17H196V15H195ZM213 17H215V16H213ZM213 17H212V20H211V18H209L210 20H209V22L207 21V23H206L207 17H206V19L201 18V19H204V20H205V21L203 20V21H204V22L202 23L203 25H202L201 23H198L199 21L201 22V19H200V18H198L199 21H198V19H197L198 22H195V23L201 24L202 29H203V27H205V26L207 27V28H206V27H205V28H206V29L209 28L208 30H210V31H211L212 28H214V29L212 30V31H213L212 33H215V32L217 31V30H216L217 28L215 29V27H218L219 25H218V24H215V26H214V25H212V24L215 23L216 21H218L217 19H219V18H216V17H215V20H213ZM246 17H245V18H246ZM78 18H79V17H78ZM78 18H77V20H78ZM95 18H96V17H95ZM100 18H101V15H100ZM102 18H103V17H102ZM117 18H118V17H117ZM117 18H116V19H117ZM126 18H127V17H126ZM142 18H143V17H142ZM163 18H164V17H163ZM237 18H238V16H237ZM73 19H74V18H73ZM80 19H81V18H79V20H80ZM138 19H139V18H138ZM138 19H137V20H138ZM140 19H141V16H140ZM146 19H147V18H146ZM146 19H145V20H146ZM154 19H156V18L154 17ZM193 19H194V17H193ZM82 20H83V19H82ZM111 20H112V19H111ZM119 20H120V19H119ZM122 20H123V19H122ZM132 20H133V19H132ZM143 20H144V19H143ZM143 20H141L140 23H141ZM151 20H152V19H151ZM176 20H177V19H176ZM187 20H191V16H190L189 19H187ZM187 20H185V23H184V24H182V25H180V27H179V26H178V27H179V28H182L183 26H185V27L188 26V24H187V23H188ZM195 20H196V19H195ZM219 20H220V19H219ZM246 20H247V19H246ZM89 21H90V20H89ZM96 21H98V19H97ZM101 21H102V19H101ZM120 21H121V20H120ZM152 21H153V20H152ZM154 21H155V20H154ZM154 21H153V22H154ZM167 21H168V20H167ZM167 21H165V22H167ZM173 21H174V22H173ZM181 21H180V22H181ZM212 21H213V22H212ZM220 21H221V23H223V25L226 24L224 21H222V20H220ZM81 22L83 23V21H81ZM87 22H88V20H87ZM90 22H92V20H91ZM102 22H103V21H102ZM143 22H144V21H143ZM146 22H147V20H146ZM186 22H187V23H186ZM211 22H212V23H211ZM79 23H80V22H79ZM93 23H94V22H93ZM99 23H101V22H99ZM116 23H117V22H116ZM128 23H129V22H128ZM130 23H131V21H130ZM133 23H134V22H133ZM133 23H131V24H133ZM138 23H139V22H138ZM144 23H145V22H144ZM148 23L150 24V23H152V22H149V21H148ZM155 23H156V22H155ZM169 23H171V22H169ZM189 23H191V21H190ZM192 23H193V22H192ZM192 23H191V25H194V23H193V24H192ZM208 23H209V24H208ZM217 23H218V22H217ZM219 23H220V22H219ZM221 23H220V24H221ZM224 23H225V24H224ZM244 23H245V22H244ZM244 23H243V24H244ZM101 24H102V23H101ZM112 24H113V23H112ZM112 24H111V25H112ZM141 24H142V23H141ZM180 24H181V23H180ZM185 24H186V25H185ZM205 24H206V25H205ZM77 25H80V24H77ZM77 25H76V26H77ZM82 25H83V24H82ZM123 25H124V23H123ZM136 25H137V24H136ZM159 25H160V24H159ZM167 25H168V24H167ZM177 25H179V24H177ZM210 25H212V27H209ZM216 25H218V26H216ZM223 25H222V26H223ZM230 25H232V23L229 24V26H230ZM86 26H87V25H85V27H86ZM114 26H115V25H114ZM114 26H113V27H114ZM127 26H128V25H127ZM141 26H142V25H141ZM147 26H150V25H147ZM147 26H145V27H147ZM152 26H153V25H152ZM172 26H174V25H172ZM181 26H182V27H181ZM213 26H214V27H213ZM235 26H234V28H235ZM70 27H69V28H70ZM78 27H81V26H78ZM78 27H77V28H78ZM88 27H89V26H88ZM88 27H87V28H88ZM110 27H111V26H110ZM124 27H125V26H124ZM139 27H140V26H139ZM156 27H157V26H156ZM170 27H171V24H170ZM219 27H220V26H219ZM230 27H231V26H230ZM230 27H229V28H230ZM158 28H159V27H158ZM172 28H173V30H174V27H172ZM179 28H177V29H179ZM191 28H192V27H191ZM193 28H194V26H193ZM193 28H192V29L186 28V30L189 29V30H187V31L189 32V31L193 30ZM195 28H196V27H195ZM205 28H204V29H205ZM226 28H227V27H226ZM232 28H233V26L231 27V29H232ZM144 29H145V28H144ZM151 29H155V28H151ZM184 29H185V28H184ZM198 29H199V27H198ZM198 29H197V31H198ZM200 29H201V28H200ZM200 29H199V30H200ZM202 29H201V30H202ZM204 29H203V30H204ZM206 29H205V30H206ZM218 29H219V28H218ZM221 29H223V28H221ZM224 29H225V28H224ZM87 30H88V29H87ZM109 30H110V28H109ZM113 30H114V29H113ZM146 30H147V28H146ZM149 30H150V28H149ZM165 30H166V29H165ZM195 30H196V29H195ZM195 30H194L193 32H195ZM203 30H202V36H205V34L208 33V30L206 31V33H203ZM80 31H83V30H80ZM80 31H79V32H80ZM121 31H122V32H121ZM156 31H157V30H156ZM162 31H163V29H162ZM169 31H170V30H169ZM171 31H172V30H171ZM197 31H196V32H197ZM214 31H215V32H214ZM70 32H71V31H70ZM87 32H88V31H87ZM90 32H91V31H90ZM90 32H89V33H90ZM111 32H112V30H111ZM125 32H126V29H125ZM125 32H124V33H125ZM127 32H128V31H127ZM150 32H151V31H150ZM154 32H155V31H154ZM172 32H173V31H172ZM174 32H175V31H174ZM183 32H184V31H183ZM185 32H186V31H185ZM217 32H218V31H217ZM217 32H216V33H217ZM227 32H228V31H227ZM71 33H73V32H71ZM115 33H117V32H115ZM120 33H121V34H120ZM147 33H148V32H147ZM155 33H156V32H155ZM155 33H154V34H155ZM191 33H192V32H191ZM198 33H199V32H198ZM200 33H201V32H200ZM200 33H199V34H200ZM209 33H210V32H209ZM209 33H208V34H209ZM68 34H69V33H68ZM76 34H79V35H80V33H76ZM113 34H114V33H113ZM117 34H118V35H124V37L126 36L125 34H123V28L121 29V27H119V29H118V33H117ZM117 34H115V35H117ZM150 34H151V33H150ZM154 34H152V37L154 36ZM165 34H167V33H165ZM168 34H169V33H168ZM174 34H176V33H174ZM186 34H187V33H186ZM203 34H204V35H203ZM231 34H234V31H233V33H231ZM231 34H230V35H231ZM79 35H77V36H79ZM86 35H87V33H86ZM86 35H85V36H86ZM148 35H149V34H148ZM157 35H158V34H157ZM157 35H156V36H157ZM210 35H211V34H210ZM216 35H217V34H216ZM54 36H55V38H54ZM63 36H64V35H62V37H63ZM113 36H114V35H113ZM127 36H128V34H127ZM156 36H155V37H156ZM163 36H164V35H163ZM163 36H162V37H163ZM165 36H166V35H165ZM165 36H164V38H166ZM181 36H183V35H181ZM186 36H187V35H186ZM193 36H194V35H192V38H193ZM206 36H207V35H206ZM233 36H234V35H233ZM263 36H264V34L261 35V37L264 39ZM64 37H65V36H64ZM64 37H63V38H64ZM71 37H72V36H70V38H71ZM114 37H116V36H114ZM149 37H150V35H149ZM155 37L152 38V40H151L152 43H154L153 41L156 40ZM160 37H161V36H160ZM169 37H170V35H169ZM171 37H172V34H171ZM171 37H170V38H171ZM174 37L177 38V36H174ZM174 37H173V38H174ZM209 37H211V36H209ZM212 37H213V35H212ZM228 37H229V36H228ZM228 37H226V39H227ZM261 37H260V38H261ZM119 38H120L121 40H119L118 42H122V43L125 42L124 45H121V43H119V45H120L121 48L125 49V52H126V48H127V47H122V46H125V45H126V46L129 47V45L126 44V43H129V42H128L127 40H125L127 37L122 39V38L119 36ZM119 38H118V39H119ZM144 38L146 39L147 37H144ZM158 38H159V36H158ZM164 38H163V40H164V42H165V44H166L167 42H166L165 40H167V39H164ZM173 38H171V41H172ZM183 38H185V37H183ZM183 38H182V39H183ZM189 38H191V37L189 36ZM205 38H206V37H205ZM229 38H230V37H229ZM59 39H60V38H59ZM80 39H81V38H80ZM150 39H151V37H150ZM153 39H154V40H153ZM185 39H186V38H185ZM194 39H195V38H194ZM196 39H197V37H196ZM202 39H204V38H202ZM207 39H208V38H207ZM211 39H212V38H210V40H211ZM234 39H235V38H234ZM234 39H232V43H233V40H234ZM76 40H77V39H76ZM116 40H117V38H116ZM146 40L149 42L148 39H146ZM158 40H159V42L161 43L162 40H161L160 38L157 39V41H158ZM183 40H184V39H183ZM189 40H190V39H189ZM189 40H188V42H191V45H192V41H189ZM192 40H193V39H192ZM199 40H200V38H199ZM222 40H223V38H222ZM261 40H262V39H261ZM64 41H65V39H64ZM74 41H75V40H74ZM147 41H146V42H147ZM157 41H156V42H157ZM174 41H175V39H174ZM174 41H173V42H174ZM184 41H185V40H184ZM197 41H198V40H197ZM218 41H220V40H218ZM230 41H231V40H230ZM65 42H67V41H65ZM65 42H64V43H65ZM113 42H115V41H113ZM151 42H150V43H151ZM164 42H163V43H164ZM169 42H170V41H169ZM188 42H187V43H188ZM204 42H205V41H204ZM216 42H217V41H216ZM222 42H224V40H223ZM226 42H227V40H225V44H226ZM61 43H63V42H61ZM64 43H63V45H64ZM71 43H72V42H71ZM152 43H151V44H152ZM187 43H186V44H187ZM213 43H214V42H213ZM213 43H212V41H211L210 44L212 45ZM217 43H218V42H217ZM78 44H79V43H78ZM156 44H158V43H156ZM170 44H172V43L170 42ZM177 44H178V43H177ZM180 44H181V43H180ZM189 44H190V43H189ZM199 44H200V43H199ZM201 44H202V43H201ZM220 44H223V43H221V41H220ZM220 44H218V45H220ZM225 44H224V45H225ZM263 44H264V43H263ZM59 45H62V44H59ZM117 45H118V43H117ZM154 45H155V43H154ZM161 45H162V44H160V46L158 45V47H162V46H163V45H162V46H161ZM166 45H168V44H166ZM166 45H165V46H166ZM172 45H173V44H172ZM182 45H184V44H182ZM194 45H196L195 41H194ZM215 45H216V43L214 44V46H215ZM152 46H153V45H152ZM165 46H163V47H165ZM175 46H176V44H175ZM179 46H181V45H179ZM179 46H178V48H179ZM189 46H190V45H189ZM189 46H188V47H189ZM204 46H205V44H204ZM212 46H213V45H212ZM228 46H229V45H228ZM118 47H119V46H118ZM120 47H119V48H120ZM182 47H183V46H182ZM194 47H195V46H194ZM197 47H198V46H197ZM197 47H196V48H197ZM207 47H208V46L206 45V48H207ZM121 48H120V50H121ZM153 48H156V46H154ZM153 48H152V50H153ZM167 48H168V47H167ZM170 48H171V49L173 48V50H174V46H172V47H170ZM199 48H200V45H199ZM199 48H197V49H199ZM210 48H211V47H210ZM233 48H234V47H233ZM56 49H58V50H56ZM131 49H132V48H131ZM134 49H135V48H134ZM158 49H159V48H158ZM161 49H163V48H161ZM190 49H191V48H190ZM197 49H195V50H197ZM201 49H202V48H201ZM207 49H209V48H207ZM127 50H128V48H127ZM129 50H130V47H129ZM129 50H128V52H129ZM175 50L177 51L176 53H178V54H175V55H176V56H179L178 58L180 59V62L182 63V64H181V63H178V62H177L178 65H179V64H180V66H181V65H184V66H182V68L184 67V68H183V70L185 71L184 74H186V72L188 73V71H187L188 68L186 67V66H188V65H187V60H188V58L185 56V55H187V54L184 55V54H182L181 51H178L177 49H175ZM175 50H174V51H175ZM179 50H180V48H179ZM181 50H182V49H181ZM185 50L188 51V49H186V48L184 49V51H185ZM199 50H200V49H199ZM205 50H206V49H205ZM209 50H210V49H209ZM211 50H213V49L211 48ZM211 50H210V51H211ZM217 50H218V49H217ZM232 50H234V49H232ZM232 50H231V51H232ZM56 51H57V52H56ZM59 51H60V52H59ZM121 51H124V50H121ZM148 51H149V50H148ZM148 51H146V52H148ZM153 51H154V50H153ZM159 51H160V50H159ZM163 51H164V50H163ZM163 51H162V52H163ZM165 51H166V52H164V55H165V53H167V52H169V51H171V50H165ZM201 51L204 52V50H201ZM131 52H134V50H132ZM136 52H138V50H136ZM139 52H140V50H139ZM139 52H138V53H139ZM141 52H142V51H141ZM156 52H157V51H156ZM156 52H152V53H154V54H152V55H153V56L156 55V54H157ZM160 52H161V51H160ZM160 52H159V53H160ZM162 52L160 53V57L163 55ZM180 52H181V54H180ZM189 52H190V51H189ZM203 52H202V53H203ZM217 52H219V51H217ZM56 53H59V54L56 55ZM155 53H156V54H155ZM169 53H170V52H169ZM171 53H172V52H171ZM171 53L169 54V57H172L173 53H172V54H171ZM174 53H175V52H174ZM183 53H184V52H183ZM191 53H192V52H191ZM205 53H206V52H205ZM207 53H208V52H207ZM211 53H212V52H211ZM211 53H210V54H211ZM161 54H162V55H161ZM188 54H190V53H188ZM148 55H151V54L148 53ZM157 55H158V54H157ZM157 55H156V56H157ZM164 55H163V58H162V64H166V63H164V61H163V59H164ZM170 55H171V56H170ZM191 55H192V54H191ZM193 55H194V54H193ZM202 55H203V54H202ZM212 55H214V50H213V54H212ZM158 56H159V55H158ZM158 56H157V57H158ZM165 56H167V55H165ZM173 56H174V55H173ZM187 56H188V55H187ZM200 56H201V55H199V57H200ZM206 56H207V55H206ZM160 57H159V58H160ZM196 57H197V56H196ZM207 57H208V56H207ZM207 57H205V58H207ZM217 57H218V56H217ZM151 58H152V57H151ZM166 58H167V57H166ZM166 58H165L164 60H167ZM174 58H175L176 60L178 59L177 57H174ZM189 58H190V57H189ZM203 58H204V57H203ZM211 58H212V57H211ZM261 58H262V57H261ZM155 59H156V58H154V62L157 63V61H156ZM179 59H178L177 61H179ZM186 59H187V60H186ZM192 59H193V58H192ZM194 59H195V58H194ZM80 60H81V59H80ZM157 60H158V59H157ZM160 60H161V59H160ZM168 60H169V58H168ZM168 60H167V61H168ZM196 60H197V59H196ZM53 61H54V65H53V63H52ZM81 61H82V60H81ZM170 61H171V60H170ZM191 61H192V60H191ZM191 61H190V63H193L195 60H194L193 62H191ZM205 61H206V60H205ZM205 61H204V62H205ZM158 62L161 64L160 61H158ZM188 62H189V61H188ZM215 62H216V61H215ZM172 63H174V65L176 64V67H178L176 61H174L173 58H172ZM197 63H198V60H197ZM199 63H200V62H199ZM199 63H198V64H199ZM212 63H213V62H212ZM160 64H158V65H159V68L162 67V66H160ZM209 64H210V63H209ZM263 64H264V63H263ZM210 65H211V64H210ZM194 66H195V65H194ZM196 66H197V65H196ZM199 66H200V65H199ZM203 66H205V68H206V66L209 67V65H207V63H206V65H203ZM212 66H214V64H213ZM260 66H261V65H260ZM260 66H258V67L261 68V69H264L263 67H260ZM188 67H189V66H188ZM190 67H191V65H190ZM226 67H227V66H226ZM234 67H235V66H234ZM179 68H181V67H178V69H179ZM182 68H181V70H182ZM192 68H193V67H192ZM200 68H201V67H200ZM200 68H199V69H200ZM227 68H228V67H227ZM160 69H161V68H160ZM178 69H177V70H178ZM189 69H190V68H189ZM208 69H209V68H208ZM215 69H216V68H215ZM229 69H230V68H229ZM257 69H258V68H257ZM261 69H258V70H260L261 73L264 74V71L261 70ZM51 70H52V69H51ZM113 70H114V71H113ZM113 70H112V71H113L114 73H116V75H118V76L120 77V78H118V79H121L120 82H119V83H115V85H118V86H119V84L122 85V86H121V89L123 90V91H122V94L126 97L125 99H127V102H128V104H129V106H131L129 109H131V108L134 107V108L137 110V111H133V112H138L139 109H141V107H140L141 105H142V107H143V105H144V104H143V101H144V99L146 98V96H147L148 98H152L153 100H155L154 102L161 100V99H162V94H163V93H162V89H161V87H162V86H169V85H171V84L167 83V81H169V80H167V77L162 76L163 74H162V75L160 74L161 72L159 73V75H161L164 79H166L165 81H164V80H154V78H155L156 75H155V76L153 75L154 77H152L151 71H145V74L142 72V74H144V76H143V75H142V76H138V75L135 76V74L133 75V72H134V71L131 72L129 69H127V68L124 67V62H123V61H120L119 64H118ZM157 70H159V69L157 68L155 71H157ZM181 70H180V72H181ZM195 70H197V68H196ZM206 70H207V69H206ZM213 70H214V69H213ZM112 71H111V70H104V71H102L103 73L101 72L102 74L99 72L100 75H95V76H96V79H99V77L104 78L106 74H110V73L112 74V73H113ZM155 71H154V73H156ZM203 71H204V73H206L205 70H203ZM203 71H202V72H203ZM210 71H211V70H210ZM230 71H231V70H230ZM262 71H263V72H262ZM18 72H21L22 74H26V73L30 72V74H31V79H33V80H26V78L23 79L22 77L18 78V77H17ZM50 72H51V73H50ZM147 72H148V74H147ZM149 72H150L151 75L149 74ZM152 72H153V71H152ZM157 72H158V71H157ZM191 72H193V71H191ZM215 72H216V71H215ZM228 72H229V71H228ZM231 72H232V71H231ZM234 72H235V71H234ZM234 72H233V73H234ZM90 73H91V72H90ZM93 73H94V72H93V70H92L91 75L94 76L95 73L97 74V71H95L94 74H93ZM196 73H197V72H196ZM211 73H212V72H211ZM211 73H210V74H211ZM30 74H29V75H30ZM179 74H180V73H179ZM193 74H195V73H193ZM202 74H203V73H202ZM213 74H214V73H213ZM225 74H226V72H225ZM263 74H262V75H263ZM29 75H28V76H29ZM113 75H115V74H113ZM145 75H147V76H145ZM168 75H169V74H168ZM177 75H178V73H177ZM188 75H190V74H188ZM188 75L186 74V77H188ZM198 75H200V74H198ZM231 75H233V74L231 73ZM231 75H230V77H231ZM28 76H27V77H28ZM95 76H94V77H95ZM149 76H150V77H149ZM157 76H158V75H157ZM157 76H156V77H157ZM166 76H167V75H166ZM170 76H172V75L170 74ZM170 76H169V77H170ZM184 76H185V75H184ZM194 76H195V75H194ZM137 77H138V78H137ZM179 77H180V76H179ZM191 77H193V75H192ZM260 77H261V76H260ZM101 78H100V79H101ZM176 78H177V77H176ZM188 78H190V77H188ZM169 79H170V78H169ZM183 79H184V78H183ZM179 80H180V79H179ZM261 80H262V79H261ZM177 81H178V80H177ZM189 81H190V80H189ZM257 81H258V80H257ZM263 81H264V80H263ZM259 82H260V81H259ZM216 84H217V83H216ZM259 84H260V83H259ZM223 85H224V82H223ZM254 85H256V84H254ZM100 86H101V88L105 87V86L102 87V85H100ZM172 86H173V88H174V85H172ZM251 86H252V85H251ZM53 87H56V88L58 87V88H59V85L56 86V84H55V86H53ZM218 87H219V86H218ZM56 88H55V89H56ZM58 88H57V89H58ZM94 88H95L94 91H98V89H99V84H98V87L95 85ZM96 88H97V89H96ZM220 88H222V90H223V89L225 88V86H224V87H220ZM226 88H228V87L226 86ZM226 88H225V89H226ZM229 88H230V87H229ZM250 88H251V87H250ZM253 88H254V86H253ZM57 89H56V90H57ZM225 89H224V90H225ZM262 89L264 90V87L261 88L260 90L257 89V90H259V91H253L254 93H253L252 91H249V92H251V93L254 94V95H251V97H253L252 100H254V98H255V99H256V98L259 99L260 94H262V95H261V96H262L261 99L264 98V97H263V96H264V94H263L264 91H262V93L260 92ZM102 90H105V88H104V89H101V91H99V92H102L101 94H102V96H103L104 98L109 97V99H110V97H111V99H110L111 102L114 101V100H112V96H113L112 94L109 96V94H108L106 91H102ZM211 90H212V89H211ZM217 90H220V89H217ZM228 90H229V91H228ZM230 90H231V91H230ZM233 90H234V91H233ZM233 90H232V88H230V89L225 90V92L228 91V92H230L232 95L235 93L236 96H237L238 93H240L239 91H236V92H235V89H233ZM213 91H214V90H213ZM213 91H212V92H213ZM232 91H233V92H232ZM240 91H242V90H240ZM244 91H246V90H243L242 92H244ZM223 92H224V91H223ZM225 92H224V93H225ZM256 92H258V93H260V94H257ZM106 93H107L108 95H107ZM245 93H246V92H245ZM251 93H249V96H250ZM255 93H256L257 95H255ZM53 94H54V93H53ZM99 94H100V93H99ZM212 94H213V93H212ZM212 94H211V95H212ZM235 94L233 95V98H234ZM56 95H58V94H55V96L52 97V100H53V99H54V100L57 99ZM104 95H105V96H104ZM106 95H107V96H106ZM211 95H210V96H211ZM238 95L241 96L242 93H241V94H238ZM243 95H244V94H243ZM245 95L248 96V94H245ZM52 96H53V95H52ZM58 96H59V95H58ZM99 96L101 97V95H99ZM229 96H230V94H229ZM236 96H235V99H237ZM254 96H255V97H254ZM50 97H51V96H50ZM213 97H214V96H213ZM230 97H231V96H230ZM241 97H242V96H241ZM101 98H102V97H101ZM120 98H122L121 95H120V96H115V99H116L117 101H118ZM164 98H165V97H163V99H164ZM109 99H108V100H109ZM242 99H243V97H242ZM57 100H58V99H57ZM110 100H109V101H110ZM259 100H260V99H259ZM263 100H264V99H263ZM150 101H151V99H150ZM162 101H163V100H162ZM236 101H237V100H236ZM236 101H235V102H236ZM255 101L258 102V100H255ZM6 102H7L8 104H6ZM9 102H10V103H9ZM94 102H95V103H94ZM111 102H110V103H111ZM152 102H153V101H152ZM154 102H153V103H154ZM238 102H239V101H237V103H238ZM259 102H260V101H259ZM92 103H93V104H92ZM162 103H163V102H162ZM262 103H263V102H262ZM95 104H96L97 106H99V107L97 108V107L95 106ZM99 104H100V103H99ZM99 104H97L96 100H94V99H93V102H92V100L90 101L89 106H90L91 109H93V112H92V110H91V113H94V109H95V111H96V109H101V108H102V105H101V108H100V105H99ZM241 104H242V103H241ZM248 104H249V103H248ZM260 105H261V104H260ZM129 106H128V107H129ZM93 107H94V108H93ZM138 107H139V109H138ZM247 107H248V106H247ZM251 107H252V106H251ZM251 107H250V108H251ZM262 107H263V106H262ZM134 108L131 109V110H134ZM259 108H260V107H259ZM263 108H264V107H263ZM261 109H262V108H261ZM243 110H244V109H243ZM248 110H249V109H248ZM257 110H258V109H257ZM97 111H100V110H97ZM97 111L94 113L95 115H97V114H96ZM262 111H263V110H262ZM94 114H93V115H94ZM98 114H99V113H98ZM242 114H243V113H242ZM249 114H250V113H249ZM254 114H255V113H254ZM22 115H19V116H22ZM91 115H92V114H91ZM243 115H244V114H243ZM258 115H259V114H258ZM261 115H262V114H261ZM5 116H4V117H5ZM259 116H260V115H259ZM263 116H264V115H263ZM220 117H221V116H220ZM255 117H256V116H255ZM213 118H214V115H213ZM245 118H246V117H245ZM0 119H1V118H0ZM207 119H209V118L207 117ZM210 119H212V117H210ZM220 119H221V118H220ZM250 119H252V118H250ZM262 119H263V118H262ZM1 120H2V121H1ZM1 120H0V126L7 125L8 123H9V124L16 123V121L3 120V118H2ZM212 120H214V119H212ZM258 120H259V119H258ZM258 120H257V121H258ZM140 121L143 122V123H145V124L147 125V123H149L148 115L146 114L145 116L140 117ZM205 121H208V120L205 119ZM219 121H220V120H218V122H219ZM234 121H235V120H234ZM248 121H249V120H248ZM29 122H31V120H28V119H27V121L24 122V123H29ZM210 122H211V121H210ZM220 122H221V121H220ZM224 122H225V121H224ZM226 122H227V120H226ZM244 122H245V121H244ZM246 122H247V121H246ZM260 122H261V121H260ZM211 123H213V122H211ZM216 123H217V122H216ZM250 123H251V122H250ZM261 123H262V122H261ZM59 124H60V123H59ZM80 124H81V123H80ZM80 124H79V126L81 127ZM214 124H215V123H214ZM214 124H213V125H214ZM224 124H225V123H222L221 126H223ZM231 124H232V123H231ZM246 124H248V123H246ZM60 125H61V124H60ZM74 125H75V124H74ZM77 125H78V122H77ZM77 125H75V126H77ZM97 125H99V123H97ZM210 125H211V124H210ZM241 125H242V124H241ZM260 125H261V124H260ZM260 125H259V126H260ZM122 126H123V123H122ZM122 126H121V129H123ZM216 126L219 127V124L216 125ZM216 126H215V127H216ZM221 126H220V127H221ZM226 126H227V125H226ZM226 126H225V127H226ZM229 126H230V122H229ZM231 126H232V125H231ZM244 126H245V125H244ZM251 126H252V125H251ZM259 126H258V129H259ZM217 127L214 128L213 130L217 129ZM227 127H228V126H227ZM236 127H237V126H236ZM76 128H77V127H76ZM115 128H116L117 130L120 131V128H119V127H115ZM186 128H188V127H186ZM186 128H184L183 130H186ZM193 128H194V127H193ZM195 128H196V127H195ZM211 128H212V127H211ZM223 128H224V127H223ZM232 128H234V127H232ZM240 128H241V127H240ZM243 128H244V127H243ZM252 128H253V127H252ZM220 129H221V131H222V128H220ZM234 129H235V128H234ZM258 129H257V130H258ZM187 130H188V129H187ZM194 130H195V129H194ZM211 130H212V129H210L209 131L211 132ZM190 131H191V130H190ZM190 131H189V133H190ZM196 131H197V130H196ZM196 131H194V132H196ZM198 131H201V129L198 130ZM237 131H238V129H237ZM249 131H251V130L249 129ZM259 131H260V130H259ZM104 132H107V135H110L112 131H111L108 127H105V131H104ZM177 132L179 133V131H177ZM186 132H187V131H186ZM203 132H204L203 134H205V131H204V130H203ZM207 132H208V131H206V133H207ZM219 132H220V131H219ZM224 132H225V131H224ZM230 132H231V131H229V133H230ZM238 132H239V131H238ZM238 132H236V133H238ZM240 132H241V131H240ZM261 132H262V131H261ZM187 133H188V132H187ZM191 133H192V131H191ZM214 133H215V132H214ZM199 134H200V133H199ZM201 134H202V132H201ZM208 134H209V133H208ZM208 134H207V136H208ZM212 134H213V133H212ZM216 134H217V133H216ZM220 134H222V133H220ZM223 134H224V133H223ZM252 134H253V133H251V135H252ZM254 134H256V133H254ZM258 134H259V132H258ZM178 135H180V133H179ZM214 135H215V134H214ZM238 135H240V134L238 133ZM256 135H257V134H256ZM263 135H264V134H263ZM201 136H202V135H201ZM205 136H206V135H205ZM209 136H210V135H209ZM212 136H213V135H212ZM217 136H219V135H217ZM223 136H225V135H223ZM230 136H231V135H230ZM236 136H237V135H236ZM243 136H244V135H243ZM243 136H242V137H243ZM245 136H246V135H245ZM252 136H254V135H252ZM259 136H260V134H259ZM233 137H234V136H233ZM242 137H241V138H242ZM246 137H248V136H246ZM260 137H261V136H260ZM260 137H259V138H260ZM201 138H202V137H201ZM203 138H204V137H203ZM214 138H215V137H214ZM216 138H217V137H216ZM216 138H215V139H216ZM218 138H219V137H218ZM222 138H223V137H222ZM236 138H237V137H236ZM251 138H252V137H251ZM251 138H250V140H251ZM259 138H258V139H259ZM210 139H211V138H210ZM226 139H227V138H226ZM242 139H243L242 141H244V137H243ZM255 139H256V138H255ZM206 140H207V138H206ZM208 140H209V137H208ZM221 140H222V139H221ZM248 140H249V138H248ZM252 140H253V139H252ZM260 140H263L262 137L260 138ZM215 141H216V140H215ZM226 141H227V140H226ZM238 141H239V140H238ZM246 141H247V140H245V142H246ZM255 141H256V140H255ZM209 142H210V141H209ZM216 142H217V141H216ZM228 142H229V139H228ZM232 142H233V141H232ZM249 142L251 143V142H253V141H249ZM249 142H248V143H249ZM259 142H260V144H258ZM259 142H255V143L253 144V145H255V150H256V148H257V144H258V148H257V149H259V145H261V144H262V146H264V141H263V142L259 141ZM242 143H244V142H242ZM256 143H257V144H256ZM201 144H202V143H201ZM214 144H215V143H214ZM216 144H217V143H216ZM211 145H212V144H211ZM218 145H219V144H218ZM249 145H250V144H249ZM203 146H204V145H203ZM262 146H261V147H262ZM241 147H242V145H241ZM261 147H260V148H261ZM200 148H201V147H200ZM204 148H205V147H204ZM209 148H210V147H209ZM212 148H213V147H212ZM212 148H211V149H212ZM214 148H215V147H214ZM224 148H225V147H224ZM263 148H264V147H263ZM263 148H261V149H263ZM16 149H17V148H16ZM205 149H206V148H205ZM230 149H231V148H230ZM248 149H249V148H248ZM248 149H247V150H248ZM17 150H18V149H17ZM215 150H216V148H215ZM221 150H222V149H221ZM223 150H224V149H223ZM250 150H252V149H250ZM259 150H260V149H259ZM259 150H258V151H259ZM200 151H201V150H200ZM200 151L198 150V152H197V151H196V152L199 153ZM213 151H214V150H213ZM232 151H233V150H232ZM248 151H249V150H248ZM260 151H262V150H260ZM260 151H259V152H260ZM263 151H264V149H263ZM192 152H193V151H192ZM229 152H230V151H229ZM234 152H235V151H234ZM251 152H252V151H251ZM256 152H257V150L254 151L253 153L255 154ZM189 153H190V152H189ZM201 153H204V152H201ZM216 153H217V152H216ZM216 153H215V154H216ZM221 153H222V152H221ZM221 153H220V154H221ZM224 153H225V152H224ZM245 153H246V152H245ZM257 153H258V152H257ZM257 153H256L255 155H260V156H261L260 153H263V152H260V153H258V154H257ZM191 154H192V153H191ZM194 154H195V153H194ZM205 154H206V153H205ZM209 154H210V155H213V154H211V153H209ZM222 154H223V153H222ZM228 154H229V153H228ZM230 154H231V153H230ZM17 155H18V154H17ZM17 155H16V156H17ZM182 155H183V154H182ZM185 155H186V154H185ZM192 155H193V154H192ZM192 155H191V156H192ZM217 155H218V153H217ZM231 155H232V154H231ZM236 155H237V154H236ZM245 155L249 156V153H248V154H245ZM251 155H252V154H251ZM255 155H254V157L252 156V159L254 158V160H259V159L261 158L262 160H264V157L262 158V156H261L260 158H258L259 156H256V158H255ZM263 155H264V154H263ZM19 156H20V154H19ZM186 156H187V155H186ZM191 156H190V157H191ZM220 156H223V155H220ZM234 156H235V154H234ZM13 157H14V156H12V158H13ZM17 157H18V156H17ZM35 157H36V156H35ZM181 157H182V156H181ZM190 157H189V158H190ZM193 157H194V155H193ZM200 157H201V156H200ZM202 157H203V156H202ZM204 157H206V155H204ZM204 157H203V158H204ZM226 157H227V155H226ZM229 157H230V156H229ZM245 157H246V156H245ZM250 157H251V156H250ZM250 157H249V158H250ZM24 158H25V157H24ZM32 158H33V157H32ZM182 158H183V157H182ZM184 158H185V157H184ZM187 158H188V156H187ZM195 158H197V156L194 157V159H195ZM215 158H216V157H215ZM224 158H225V157H224ZM231 158H233V157H231ZM249 158L247 159L248 162H246L245 165H246V168H249V169H250V166L252 165V167H253V164H254L255 161L253 162L252 159H251V158L249 159ZM26 159H29V158H26ZM30 159H31V158H30ZM30 159H29V160H30ZM33 159H34V158H33ZM35 159H36V158H35ZM198 159H199V158H198ZM212 159H213V158H212ZM220 159H221V158H220ZM2 160H3V159H2ZM36 160H38V161L36 162ZM36 160H34L35 163H36V164H35L36 166H37V165L40 166V165H41L40 162L43 163V164H45V165H46V164H49V162H47V163H44L45 161L42 162L41 159H36ZM189 160L192 162L191 158H190ZM189 160H188V161H189ZM195 160H196V159H195ZM209 160H210V159H209ZM18 161H19V160H18ZM18 161H17V162H18ZM30 161H32V160H30ZM34 161H33V162H34ZM60 161H61V160H59L57 163L55 162L56 166H54L55 164L53 165V163H51V162H50V163H51V164L53 165V167H55V168L57 167V165H58V169H59L60 167L62 168V170H61V168H60L59 170H58L57 168H56V169L53 168L54 170L52 169L53 171L56 170L57 173L60 172L59 174L62 176V178H59V177H58L59 180H57V179H56V178H57V177H56L57 175H55V174L53 175L54 177H51L52 175L50 174L51 176H50V177L47 176V178H49L50 180H53V178L56 177V178H55V180H56L55 182L57 183V181L59 182L61 179H63V180H66L67 178L70 179V176H67V174H72V175L74 174L73 177H76V176H77L78 173H76V171L79 172V169L77 168L78 166H77V167L75 166V167H76V170H75V169H73V167H74L73 165H78V164H75V163H74V164H72L70 167H68V165L66 164V165H67V166H66L67 168H64V167H65V164H62V165H61V163H63V162H60ZM164 161H165V160H164ZM164 161H163V162H164ZM176 161H178V160H176ZM182 161H183V160H182ZM184 161H185V160H184ZM184 161H183V162H184ZM186 161H187V160H186ZM190 161H189V162H190ZM199 161H200V160H199ZM206 161H207V160H206ZM240 161H241V159H240ZM240 161H239V162H240ZM260 161H261V160H260ZM25 162H26V160H25ZM33 162H31V163H33ZM38 162H39V163H38ZM136 162H138V161H136ZM168 162H169V161H168ZM194 162H195V161H194ZM210 162H211V160H210ZM222 162H223V161H222ZM239 162H238V163H239ZM250 162H251V163H250ZM18 163H19V162H18ZM26 163H27V162H26ZM28 163H29V162H28ZM59 163H60V164H59ZM138 163H139V162H138ZM143 163H144V162H143ZM154 163H156V164H154ZM154 163H152V162L149 163V162H148L149 167H151V166H153V165H157V166H158L157 162H154ZM180 163H181V162H180ZM187 163H188V162H187ZM187 163L184 162V164H187ZM200 163H201V162H200ZM215 163H216V162H215ZM229 163H230V165H231V162H229ZM229 163H228V164H229ZM14 164H15V166H16V168H15L16 171H15V170H14V171L17 172V171L19 170L18 165L20 166L21 162H20L19 164H17V163H14ZM16 164H17V165H16ZM24 164H25V163H24ZM51 164H50V165H51ZM140 164H141V162H140ZM148 164H147V165H148ZM150 164H153V165L150 166ZM176 164H177V162H176ZM209 164H210V163H209ZM228 164H227V165H228ZM243 164H244V163H243ZM259 164H260V165H261V164L264 165V161H263V162L261 161ZM26 165H27V164H26ZM29 165H30V164H29ZM52 165H51V166H52ZM60 165H61V166H60ZM104 165H106V166H108V167L110 168L109 164H104ZM138 165H139V164H138ZM144 165H145V163H144ZM147 165H146V167H148ZM161 165H163V163H161ZM166 165L168 166V164H166ZM166 165H165V166H166ZM196 165H197V164H196ZM215 165H216V164H215ZM218 165H219V164H218ZM221 165H222V164H221ZM236 165H237V164H236ZM245 165H242V163H241V166L244 167ZM254 165H255V164H254ZM256 165L258 166V162H257ZM30 166H31V165H30ZM39 166H37V168H40V167H41L40 169H42V165H41L40 167H39ZM59 166H60V167H59ZM133 166H134V165H133ZM139 166H140V165H139ZM141 166L144 167L143 165H141ZM141 166H140V167H141ZM167 166H166V167H167ZM177 166H178V165H177ZM181 166H182V165H180V168H179V169H181ZM183 166H184V165H183ZM186 166H187V165H186ZM186 166H185V168L187 169ZM197 166H198V165H197ZM223 166H224V165H223ZM241 166H239V167L241 168ZM257 166H256V168H257ZM28 167H29V166H28ZM32 167H35V166L32 164ZM32 167H30V169H31ZM134 167H135V166H134ZM153 167H154V166H153ZM168 167H169V166H168ZM168 167H167L166 169H168ZM170 167H171V166H170ZM202 167H203V166H202ZM228 167H229V166H228ZM230 167H231V166H230ZM230 167H229V168H230ZM234 167H235V166H234ZM37 168H36V169L33 168V169H34V171L36 170L35 172L38 173V172H40V171H37ZM63 168H64L65 170H64ZM70 168H71V169H70ZM137 168H139V167L136 166V169H135V170H137ZM151 168H152V167H151ZM151 168H150V169L147 168V169H148L149 171H150V170H153V168H152V169H151ZM163 168H164V165H163L162 169H163ZM189 168H190V167H189ZM192 168H193V167H192ZM192 168H191V169H192ZM218 168H219V167H218ZM218 168H217V169H218ZM235 168H236V167H235ZM235 168H233V169H235ZM260 168H261V166H260ZM17 169H18V170H17ZM21 169H22V167H21ZM21 169H20V170H21ZM33 169H32V171H33ZM66 169H67V170H66ZM133 169H134V168H133ZM133 169H132V170H133ZM141 169H142V168H141ZM143 169H144V168H143ZM143 169H142V171L145 172V170H143ZM156 169H157V168H155V170H156ZM166 169H165V170H166ZM179 169H178V170H179ZM198 169H199V168H198ZM200 169L203 170L204 168H200ZM214 169H215V168H214ZM227 169H228V168H227ZM236 169H237V168H236ZM241 169H242V168H241ZM241 169H239V170L241 171ZM254 169H255V168L250 169V170L254 171ZM22 170H23V172L25 171L24 168H23ZM38 170H39V169H38ZM71 170L73 171V173H71V172H72ZM135 170H134V171H135ZM139 170H140V169H139ZM165 170H164V171H165ZM184 170H185V169H184ZM189 170H190V169H189ZM192 170H193V169H192ZM239 170H238V171H239ZM244 170H247V169H244ZM261 170H263V167H262ZM11 171L13 172V169H11ZM42 171H43V170H42ZM48 171L51 172V167H50V170L48 169ZM64 171H66V173H63ZM69 171H70V173H69ZM146 171H147V170H146ZM168 171H169V170H168ZM170 171H171V170H170ZM196 171H197V170H195L194 172L196 173ZM235 171H237V170H235ZM8 172H9V171H7V174L9 175L10 173H8ZM21 172H22V171H21ZM147 172H148V171H147ZM147 172H146V173H147ZM151 172H152V171H151ZM165 172H166V171H165ZM194 172H193V174H194ZM221 172H222V170H221ZM221 172H220V173H221ZM13 173H14V172H13ZM13 173H12V174H13ZM18 173H19V171H18ZM40 173H41V172H40ZM54 173H55V172H54ZM57 173H56V174H57ZM75 173H76V175H75ZM132 173H133V175H134V172H133V171H132ZM137 173H140V172H137ZM153 173H154V172H153ZM156 173H157V170H156L155 174H156ZM167 173H168V172H167ZM170 173H171V172H170ZM172 173H173V172H172ZM200 173H201V171H200ZM226 173H227V172H226ZM230 173H231V172H230ZM236 173H237V172H236ZM241 173H242V172H241ZM250 173H251V172H250ZM250 173L246 171V172L243 174L244 176L242 175V177H244L243 180H245V182H244L243 180H242V181H243L246 185H245V184H242V185H241V182H240V184H239V185H240V186H239L240 188L237 186V188L240 189L242 192H244V191H245V192H249V191H246V190H249V189L251 188V186H253V183L255 182V181H254V182H250V181H249V179L251 178V175H252V174H250ZM256 173H257V172H256ZM15 174H17V173H15ZM15 174H14V175H15ZM21 174L23 175V173H20V174L18 175V177H21V176H22ZM63 174H65L66 177H65ZM149 174H150V172H149ZM158 174H159V173H157V175H158ZM160 174H161V173H160ZM165 174H166V173H165ZM165 174H163V175H165ZM179 174H181V173H179ZM197 174H198V173H197ZM239 174H240V173H239ZM20 175H21V176H20ZM31 175H32V174H31ZM35 175H36V174H34V176H35ZM153 175H154V174H153ZM167 175H168V174H167ZM198 175H199V174H198ZM205 175H206V174H205ZM227 175H228V174H227ZM254 175H255V174H254ZM258 175H260L259 172H258ZM261 175H262V174H261ZM261 175H260V176H261ZM15 176H16V175H15ZM63 176H64V177H63ZM158 176H159V175H158ZM158 176L154 177V178H156L157 181H158V178H157ZM160 176H161V175H160ZM160 176H159V178H160ZM207 176H209V175L207 174ZM225 176H226V175H225ZM260 176H259V177H260ZM13 177H14V176H13ZM24 177H25V176H24ZM24 177H23V178H24ZM26 177H27V176H26ZM30 177H31V176H30ZM37 177H38V174H37V176L34 177V178H35V179H38ZM138 177H139V176H138ZM138 177H137V179H139ZM166 177H168V176H166ZM166 177H165V178H166ZM171 177H172V176H171ZM182 177H183V176H182ZM222 177H223V176H222ZM222 177H221V178H222ZM230 177H231V176H230ZM242 177H241V178H242ZM252 177H254V176L252 175ZM256 177H257V176H256ZM15 178H16V177H15ZM21 178H22V177H21ZM23 178H22V179H23ZM32 178H33V176H32ZM51 178H52V179H51ZM65 178H66V179H65ZM112 178H113V177H111V176H109V177H107V178H104L105 184H106V185H107V184H112V183L114 184L115 179L113 178V179H114V181H113ZM154 178H153V179H154ZM162 178H163V176H162ZM165 178H164V179H165ZM203 178H204V177H203ZM224 178H225V177H224ZM238 178H239V177H238ZM16 179L18 180V178H16ZM16 179H15V180H16ZM27 179H28V178H27ZM35 179H31V178H30L31 182H33L32 180H35ZM75 179H77L76 182L74 181ZM75 179H70V180H69V182H70V183L72 182L74 185H71L69 182H68L69 184H68V183H65L63 180L60 181V183L63 182V185L61 184V185H62V187H61L62 189L60 190L61 194H62V192H64V191L67 189L66 192H65L66 195H68V194H69V195L72 194V193H71L72 191H70V190H74V191H76V192H79L80 190H82V191H83V194L85 195V193H84L85 191L83 190L84 187H85V190H87V188H91V187H97V188H100V187L102 186V184H103L102 187H105L104 183H101V185H100V182H101L100 180H99V182L96 181V180H92V181H89L88 183H86L85 185L82 186V184H80V183H82V182L80 181V178H79V177H78V178L76 177ZM166 179H167V178H166ZM172 179H173V177H172ZM179 179H180V178H179ZM183 179H184V178H183ZM183 179H182V180H183ZM253 179H255V177H254ZM257 179H259V178H257ZM260 179H262V178H260ZM19 180H21V179H19ZM24 180H25V179H24ZM71 180H72V181H71ZM159 180H160V179H159ZM204 180H205V179H204ZM230 180H231V179H230ZM234 180H235V179H234ZM237 180H238V179H237ZM250 180H251V179H250ZM255 180H256V179H255ZM262 180H263V179H262ZM21 181H22V180H21ZM21 181H20V183H21ZM35 181H38V180H35ZM35 181H34V182H35ZM42 181H43V180H42ZM67 181H68V179L66 180V182H67ZM125 181H127V180H125ZM140 181H141V179H140ZM154 181H155V180H154ZM162 181H164V180L162 179ZM168 181H170V180H168ZM171 181H172V180H171ZM185 181H186V180H185ZM211 181H212V180H211ZM231 181H232V180H231ZM18 182H19V181H18ZM22 182H23V181H22ZM27 182H28V181L26 180L25 183L27 184ZM137 182H138V183H141V184H139V188H140L141 185H142V187L140 188V190L143 191V186H144V185L142 184L143 181H141V182L137 181ZM172 182H173V181H172ZM177 182H178V181H177ZM206 182H207V181H206ZM14 183H15V182H14ZM37 183H38L39 185L42 184L41 182L39 183V181H38ZM37 183H36V184H37ZM60 183H59V184H60ZM64 183H65V185H64ZM76 183H77V186H76ZM121 183H122V182H121ZM124 183H127V182H124V180H123V184H119L118 186H120V187H118V189H115V188H114V190H113V187L110 186V187L112 188V190H113V191L111 190L110 193H111V192H114V193L116 192V193H118V192H120L121 190L124 189V190L121 192V193H123L124 191H126L127 188L129 189V186H130V185L127 183V186H128V187H126V186H125L126 184H124ZM147 183H148V182H147ZM179 183H181V182H179ZM182 183H183V182H182ZM182 183H181V184H182ZM228 183H229V182H227V184H228ZM251 183H252V185H251ZM260 183H261V182H260ZM15 184H16V183H15ZM22 184H23V183H22ZM33 184H34V183H33ZM46 184H47V183H46ZM59 184H58V186H59ZM67 184H68V186H69V185H71V186L68 187ZM113 184H112V185H113ZM160 184H162V182H160ZM163 184H164V183H163ZM206 184H207V183H206ZM209 184H210V183H209ZM223 184H225V183H223ZM230 184H232V183H230ZM234 184H235V183H234ZM254 184H255V183H254ZM18 185H19V184H18ZM24 185H25V184H24ZM24 185H23V187H25V189H27V188L29 187V186H27V188H26V186H24ZM28 185H29V184H28ZM39 185H38V187H39ZM88 185H89V186H88ZM121 185H123V186H125V187H123V186H121ZM146 185H147V184H146ZM187 185H188V184H187ZM213 185H214V183H213ZM216 185H217V184H216ZM260 185H261V184H260ZM34 186H35V185H34ZM36 186H37V185H36ZM36 186L33 187V188H36ZM43 186H45V184H44ZM52 186H53V185H52ZM52 186H51V187H52ZM65 186H66V187H65ZM74 186H75V187H74ZM86 186H88V187L86 188ZM149 186H150V184H149ZM151 186H152V185H151ZM151 186H150V187H151ZM156 186H157V185H156ZM158 186H159V185H158ZM165 186H167V185H165ZM179 186H180V185H179ZM245 186H247V187H245ZM261 186H262V185H261ZM1 187H3V186H1ZM1 187H0V188H1ZM4 187H5V186H4ZM14 187H16V186H14ZM14 187H13V188H14ZM20 187H21V184H20ZM63 187H65L66 189L63 188ZM73 187H74V188H73ZM78 187H79V188H78ZM106 187H107V186H106ZM110 187H109V185H108V188H110ZM159 187H160V186H159ZM161 187H162V186H161ZM189 187H190V186H189ZM226 187L228 188V186H226ZM226 187L223 188L225 191H224L223 189H222V190L224 191L223 194L226 192L227 195H226V194H225V195L228 196V191H229L230 193H232V191H234V189H233L232 187H231V188L229 187V189L226 191ZM233 187L236 188L235 185H233ZM241 187H244V188H241ZM248 187H249V188H248ZM7 188H9V185H8ZM10 188H11V185H10ZM10 188H9V190L7 189V192H6V193H8V191H10ZM30 188H32V185L30 186ZM47 188H48V187H47ZM59 188H60V187H59ZM69 188H71V189H69ZM125 188H126V189H125ZM145 188H146V187H145ZM145 188H144V189H145ZM153 188H154V186H152L150 189H153ZM163 188H165V187L163 186ZM163 188H162V189H163ZM167 188H168V187H167ZM245 188H246V189H245ZM247 188H248V189H247ZM253 188H254V187H253ZM253 188H251V189H253ZM1 189H2V188H1ZM1 189H0V190H1ZM3 189H4V188H3ZM15 189H18V188H15ZM15 189H11V193L14 191V193L17 192V194H18V191L20 192V190L16 191ZM20 189H21V188H20ZM25 189L23 188L22 190L26 191ZM38 189L40 190V187H39ZM63 189H64V190H63ZM68 189H69V190H68ZM76 189H77V190H76ZM128 189H127V190H128ZM150 189H148V190H150ZM154 189H155V188H154ZM157 189H158V188L156 187L155 190H157ZM165 189H166V188H165ZM169 189H171V188H169ZM187 189H188V188H187ZM187 189H186V190H187ZM195 189H196V188H195ZM214 189H215V188H214ZM230 189H231V190H230ZM238 189H237V190L235 189V190L238 192ZM251 189H250V190H251ZM259 189H260V188H259ZM259 189H258V190H259ZM28 190H29V189H28ZM36 190H37V188H36ZM115 190H116V191H115ZM163 190H164V189H163ZM205 190H206V189H205ZM215 190H216V189H215ZM243 190H244V191H243ZM1 191H2V190H1ZM33 191H35V189H34V190L32 189V192L30 191V192H29V195H30V196L32 195V196L35 197V198H30L29 195H26L27 197H25L24 194H25L26 192H28V191L24 192V194L22 193V192H23V191H22V192H20V194H21V198H23V197H22V194H23L25 198H27L28 200H32V201H27L26 199H24V200H26V202H29L28 204H29V206H30L31 208H32L33 205L36 203L37 205H36V206L34 205V207L36 208L35 210H37L38 202H36L35 199L38 198V199H39L38 201H40V198H39L40 196H37V198H36V196H34L36 193H34ZM40 191H41V193H42V190H40ZM47 191H48V190H47ZM54 191H56V190H54ZM69 191H70V192H69ZM82 191H80V192L82 193ZM136 191H137V189H136ZM150 191H151V190H150ZM161 191H162L161 188H160V190L158 189V192H160V194H161V193H166V192H164V191H163V192H161ZM166 191H167V190H166ZM196 191H197V190H196ZM36 192H38V191H36ZM43 192H44V191H43ZM57 192H58V193H57ZM80 192H79V193H80ZM138 192H139V193H138ZM140 192H141V191L138 190V191L136 192L137 194H135V196L137 197L138 194H140V196H141V193H140ZM167 192H168V191H167ZM193 192H194V191H193ZM202 192H203V191H202ZM206 192H207V191H206ZM212 192H213V191H212ZM214 192H215V191H214ZM220 192H221V190H220ZM234 192H235V191H234ZM14 193L11 194V195L9 194L8 196H13ZM31 193H32V194H31ZM33 193H34V194H33ZM41 193H39V195H40ZM44 193H45V192H44ZM127 193H129V192H127ZM153 193H154V192H153ZM155 193H156V192H155ZM170 193H171V192H170ZM189 193H190V192H189ZM235 193H236V192H235ZM249 193H250V192H249ZM251 193H252V191H251ZM253 193H254V189H253ZM257 193H258V192H257ZM4 194H5V192L3 193L2 197L4 196ZM26 194H27V193H26ZM57 194L61 195V194L59 193V191H56V193H55L54 195H51V196H50V193L48 192V195H47V196H48L47 198H49V197L52 198L51 200L48 199V201H51L50 204H51V205L53 204V206H55V205H54V202H55V204L58 205V207L55 206V209H56V208H60V209H56L59 213H58L57 211H56V212H53V213H55L54 217L56 216V213H57V215L59 216V214H60V210H62L63 207L65 208V207H68L69 205H73V202H74V201H72V200H70V201H72V202H70V201L67 202L68 200L64 199V200H62V201H64V203H62V202H58V201H57V203H56V200H58V198H57L58 195H57ZM65 194L63 193V195H65ZM87 194H88V195H89V194H90V195H93V193H87ZM142 194H143V193H142ZM147 194H148V193H147ZM166 194H167V193H166ZM180 194L182 195V192H181ZM192 194H193V193H192ZM192 194H191V195H192ZM236 194H237V193H236ZM240 194H241V192H240ZM247 194H248V193H247ZM254 194H256V193H254ZM15 195H16V194H15ZM37 195H38V194H37ZM81 195H82V194H81ZM81 195H80V196H81ZM88 195H86L85 198H86V197L89 198ZM95 195H96V194H94V196H95ZM107 195H108V194H107ZM156 195H157V194H156ZM158 195H159V193H158ZM178 195H179V193H178ZM188 195H190V194H188ZM210 195H211V194H210ZM214 195H215V194H213V196H214ZM229 195H231V194H229ZM232 195H233V193H232ZM234 195H235V194H234ZM244 195H245V194H244ZM249 195H250V194H249ZM5 196H6V194H5ZM8 196H7V197H8ZM32 196H31V197H32ZM76 196H79V195H76ZM82 196H83V195H82ZM82 196H81V198H80V197H77V198H78V199L80 198V199L82 200V199H83ZM104 196H105V197L101 196V199H104V200L106 201V203H105L104 200H101V199L99 198V197H100L99 195H98V196L96 195V196H95V199H97V197H98V198L100 199V200L98 199L99 201H101V202L103 201L107 206H106V205L104 206V205H103V202H102V205H103V207L106 208V210H107V207H108V208L111 207V206H110V207L108 206V205H109L108 203L111 202L110 200H112V199H109V198H110V195H108V196L104 195ZM132 196H133V195H132ZM144 196H145V194H144ZM144 196H143V199L145 200L146 197L144 198ZM146 196H147V195H146ZM154 196H155V195H154ZM159 196H161V195H159ZM167 196H168V195H167ZM167 196H166V197H167ZM193 196H194V195H193ZM199 196H200V195H199ZM199 196H198V194H197L196 197H199ZM226 196H224L225 199H226ZM241 196H242V195H241ZM241 196H240V197H241ZM250 196H251V195H250ZM2 197H1V198H2ZM18 197H19V199H20V196H18V195L15 196V197H14V196L12 197V198H15V199H12V198L10 197L9 200L12 199V201H9V200H7V198H5L7 201H9V203L6 202V203H7L6 205H3L4 203H2V200H3L4 197L2 198V200L0 199V201H1L0 203H2V204H0V207H1V208H0V214L3 213V212L6 211V210H7V211L4 212V213H10V214H11V213H12V211H11L12 208H13V209H16V210H14V211H16L15 213L17 214V217H18L19 215H22V216H20V218L23 217V220H24V221L21 219L23 222L21 221L20 223L23 224V223L25 222V223H24V226L26 225V221H27V219L25 220L26 217L28 218V221H29V220H33V221H34V219L31 218V215H32V217L35 218V220H36L37 217H40V219H41V216L43 217V216L46 214L45 212L51 214V215H49V214L47 215V214H46L47 216L45 215V216L42 218V219H43V222H46V221H45V218H46V217H48V216H52V214H53L52 211H51V210H50L51 212L48 211L49 208H47V207H46V208H45V207L43 208V206H42V207L40 206V208H41L42 211L46 209V211L43 212L44 214H43V213H40V212H38V211H37V212H33V213L31 212V213H30L29 211L26 210V211L29 213V214H28L27 212L24 211L25 207L23 206L26 202L24 203V202H23L24 200H23V201L21 202L23 205H20L21 203H20V202L18 203V202L16 201V198L18 199ZM28 197H29V198H28ZM41 197H42V195H41ZM53 197H54V198H57V199L53 200ZM69 197L71 198V195H70ZM106 197H109V198H106ZM136 197H135V198H136ZM147 197H148V196H147ZM161 197H163V196H161ZM183 197H184V196H183ZM183 197H182V199H183ZM186 197H187V196H186ZM186 197H185V198H186ZM205 197H206V196H205ZM240 197H239L238 199H243V198H240ZM8 198H9V197H8ZM77 198H76V201H79V200H77ZM91 198H93V197L90 196V199H91ZM105 198H106V199H105ZM130 198H131L130 196H128V197L125 196V197L123 198V201H125L126 199L129 200ZM135 198H134V196H133V198H131L132 200L130 199V201H133V203H135L136 206L138 207L137 203H138L139 201H138L137 198H136L137 200H136ZM153 198H154V197H153ZM153 198H152V200H153ZM194 198H195V197H194ZM199 198H200V197H199ZM206 198H207V197H206ZM212 198H214V197H212ZM212 198H211V199H212ZM217 198H218V196H217ZM232 198H234V196H233ZM244 198H245V197H244ZM246 198H247V197H246ZM19 199H18V200H19ZM90 199H89V200H90ZM114 199H115V200H114L115 202H116L117 200L119 201V197H117V195L114 196ZM134 199H135V200H134ZM141 199H142V198H141ZM202 199H203V198H202ZM214 199H215V198H214ZM230 199H231V198H230ZM247 199H249V198H247ZM250 199H251V198H250ZM21 200H22V199H21ZM52 200H53V202H52ZM86 200H88V199H86ZM108 200H109V202H108ZM127 200H126V201H127ZM148 200H149V198H148ZM150 200H151V199H150ZM152 200H151L150 202L153 203L154 200H153V201H152ZM187 200H189V199H187ZM191 200H192V199H191ZM208 200H209V199H208ZM218 200H219V198L217 199V201H218ZM220 200H221V197H220ZM223 200H224V199H223V196H222V200H221V202H222ZM233 200H237V199H233ZM13 201H15L14 204L12 203ZM59 201H60V200H59ZM82 201H83V200H82ZM93 201H94V198H93ZM99 201L96 203V205H98V206H96L95 203H94L93 206H94V207L96 206V209H97V208H100V209H97L98 211L100 210L99 212H103V209H104V208H102V207L100 206V205H101V202H99ZM120 201H122V199H120ZM134 201H135V202H134ZM136 201H137V202H136ZM142 201H143V200H142ZM156 201H157V200H156ZM169 201H170V200H169ZM189 201H190V200H189ZM192 201H193V200H192ZM205 201H206V200H205ZM239 201H241V200H239ZM243 201H246V200H243ZM3 202H4V201H3ZM30 202H32V204H30ZM107 202H108V203H107ZM147 202H148V201H146L145 204H146ZM193 202H194V201H193ZM196 202H197V201H195V203H196ZM200 202H201V201H200ZM202 202H203V201H202ZM213 202H214V200H213L212 202L210 201L209 203H210V204H211V203L213 204ZM218 202H220V201H218ZM231 202H232V201H231ZM233 202H234V201H233ZM236 202H237V201H236ZM254 202H255V201H254ZM33 203H34V204H33ZM39 203H40V202H39ZM41 203H42V202H41ZM41 203H40V204H41ZM67 203H68V206L66 205ZM69 203H70V204H69ZM89 203H90V202H87L88 205L85 204V207H86L87 209L89 208V211H88L85 207H84L85 209H83V210L87 211L86 213H85V211H84V212L82 211V208H83V207H81V210H80V211H82L86 216H85L83 213H82V214H83V215H82L81 212H80L79 210H78L79 212H78L76 209H74V211L76 210L77 212H76V211H75V212L72 211L73 214H72V216L70 215L71 217H74V216L76 215L75 213H77V215H78V216L76 215V216L78 217V219H77V218H74L75 220L73 219V220H74V223H75L77 220L81 219L83 225H85L87 222L84 224V222H83V217H84V216H85V217H84V220H85V221H87V220L90 218V220H89L90 223H91V222H94V223H95V222H97V221H96V220H95V221H92V220H91V217H93V220H94V217L96 218V217L99 215V217H97L98 220H100L99 218H102V219H101L102 221H101V220L99 221V222H100V226H99V227L101 228V222H105L106 218H110L112 215L115 214V213H114V210H115V209H113V210L109 209V211H111V212H108V211L105 212V210H104V212L101 213L102 215H103L104 213H106V215H107L108 217H107L105 214H104L105 216H102V215L98 214L99 212H98L97 210H93V209H95V208H94L93 206L90 205V204H93V202H91L90 204H89ZM118 203H119V202H118ZM121 203L123 204V205L121 204L122 206L127 205V203L130 204L129 201H127L126 204H124L123 202H121ZM140 203L142 204V202H140ZM148 203H149V202H148ZM161 203H162V202H161ZM161 203H160V204H161ZM182 203H183V201H182ZM185 203H186V202H185ZM185 203H184V204H185ZM197 203H198V202H197ZM205 203H206V202H205ZM215 203H217V202H215ZM215 203H214V204H215ZM229 203H230V202H229ZM246 203H247V202H246ZM18 204H19V205H18ZM62 204H64V205H62ZM74 204L77 205L78 203H75V202H74ZM99 204H100V205H99ZM116 204H117V203H116ZM116 204H115V206H116ZM129 204H128V205H129ZM138 204H139V203H138ZM143 204H144V201H143ZM143 204H142V206H143ZM157 204H158V203H157ZM188 204H189L190 206L192 205V204H190V203H187V205H188ZM199 204H200V203H199ZM199 204H198V205H199ZM220 204H221V203H220ZM244 204H245V203H244ZM15 205L18 206V207H16ZM41 205H42V204H41ZM47 205H49V204L47 203ZM89 205H90V207H89ZM131 205L134 206L133 204H131ZM146 205H147V204H146ZM154 205H156V202H155ZM164 205H165V204H163V206L161 205L162 208H164ZM171 205H172V203H171ZM178 205H179V203H178ZM187 205L185 204V205H183V206H187ZM201 205H202V204H201ZM221 205H223V204H221ZM251 205H252V204H251ZM12 206H14L15 208L12 207ZM22 206H23V207H22ZM122 206H121V207H122ZM142 206H141V208H142ZM149 206L151 207V205H148L147 209H151V211H149L150 213H151L152 211H155V212H152V213H155V215H157V214L159 215L160 212H159L158 210L156 211V210L150 208ZM152 206H153V205H152ZM176 206H177V205H176ZM179 206H180V205H179ZM183 206H181V207H183ZM196 206H197V205L193 206L192 208L190 207V209H189V210H190V213H192V212L194 211V210L191 211L194 207L198 209L199 206H197V207H196ZM205 206H206V205H205ZM209 206H210V205H209ZM211 206H212V205H211ZM234 206H235V204H234ZM237 206H240V204L237 205ZM247 206H248V205H247ZM34 207H33V209H34ZM49 207H50V205H49ZM91 207H92V208H91ZM117 207H119V205H118ZM125 207H126V206H125ZM128 207H129V206H128ZM143 207L145 208L146 206H143ZM170 207H171V206H170ZM177 207H178V206H177ZM200 207H202V206H200ZM200 207H199V208H200ZM219 207H220V206H219ZM222 207H223V206H222ZM228 207H229V206H228ZM231 207H232V206H231ZM250 207H251V206H250ZM5 208H6V209H5ZM7 208H8V209H7ZM19 208H20V209H19ZM22 208H23V209H22ZM50 208H52V207H50ZM79 208H80V207H79ZM79 208H78V209H79ZM111 208H112V207H111ZM123 208H124V207H122L121 209H123ZM135 208H136V207H135ZM141 208H140V209H141ZM144 208L141 209V211H140V209H139V213H142V216L144 215V213L147 214V212H148L147 209H144ZM155 208H156V206H155ZM157 208H158V207H157ZM166 208H167V207H166ZM166 208H164V209H166ZM209 208H210V207H209ZM235 208H236V206H235ZM237 208H238V207H237ZM252 208H254V207H252ZM27 209H28V208H27ZM53 209H54V208H53ZM116 209H117V208H116ZM133 209H134V207H133ZM136 209H137V208H136ZM136 209H135V210H136ZM172 209H173V208H172ZM200 209H204V208L202 207V208H200ZM225 209L227 210V208H225ZM225 209H224V210H225ZM232 209H233V208H231V210H232ZM2 210H3V212H2ZM17 210H18V211H17ZM91 210H93V211H91ZM117 210H118V209H117ZM117 210H116V211H117ZM135 210H134V214L136 213V215H137V212H138L137 210H138V209L136 210L137 212H135ZM144 210L147 211V212H145ZM160 210H161V209H160ZM185 210H187V209L185 208ZM212 210H213V209H212ZM222 210H223V209H222ZM243 210H244V209H243ZM8 211H9V212H8ZM10 211H11V212H10ZM14 211H13V212H14ZM19 211H20V213H18ZM90 211H91V212H90ZM112 211H113V212H112ZM118 211H119V210H118ZM120 211H122V210H120ZM120 211H119V213L116 212V214H119V215H120V217H119V218H120V221L118 220L119 223H121V219L123 218V216L121 217ZM143 211H144V212H143ZM165 211H167V210H165ZM165 211L162 210V212H165ZM177 211H178V210H177ZM196 211H197V210H196ZM196 211L194 212V214L196 213ZM198 211H199V209H198ZM220 211H221V210H220ZM228 211H229V210H228ZM232 211L234 212V209H233ZM232 211H230V212H232ZM23 212H24V214H23ZM93 212H94V213H93ZM97 212H98V213H97ZM125 212H126V211H125ZM127 212H128V211H127ZM127 212H126V213H127ZM129 212H131V211H129ZM149 212H148V214H149ZM157 212H159V213H157ZM162 212H161V214H162ZM199 212H201V211H199ZM199 212H198V213H199ZM222 212H224V211H222ZM240 212H241V211H240ZM250 212H252V210H251ZM15 213H13V214H15ZM39 213H40L41 215H39ZM89 213H92V214H91L92 216H90ZM96 213H97V214H96ZM107 213H108V214H107ZM112 213H113V214H112ZM126 213H125V214H126ZM139 213H138V215H141V214H139ZM152 213H151V214H152ZM156 213H157V214H156ZM166 213H167V212H166ZM243 213H244V212H243ZM253 213H254V212H253ZM16 214H15L14 216H16ZM33 214H35V215H33ZM37 214H38L39 216H37ZM42 214H43V215H42ZM61 214H62V213H61ZM79 214H80V215H79ZM88 214H89V215H88ZM110 214H111V216L109 217ZM132 214H133V213H132ZM134 214H133V215H134ZM146 214H145V215H146ZM148 214H147V216H148ZM151 214H150V215H151ZM163 214H164V213H163ZM163 214H162V215H163ZM192 214H193V213H192ZM192 214H191V215H192ZM194 214H193L192 216H190L189 213H187V215H189L188 217L190 218L189 221H192L191 219H192V217L194 216ZM203 214H204V213H203ZM203 214H199V215L201 216V215H203ZM237 214H238V213H237ZM24 215H26V216H24ZM130 215H131V213H130ZM130 215H129V213L127 214V217H126L127 220L129 219L128 216H130ZM136 215H135V216H136ZM138 215H137V216H138ZM145 215H144V216H145ZM152 215H153V214H152ZM155 215H154V216H155ZM158 215H157V217H158ZM168 215H169V213H168ZM199 215H198V216H199ZM228 215H229V213H228ZM242 215H243V214H242ZM4 216H5V215H4ZM68 216H69V215H68ZM68 216L65 217V218H64V217H63V218H62V217H61V218L58 217V219H59V218L61 219V220H59V221H61V222H64V221H62V219H65V222H64V223H65V226H64V227H67V228H68V226H67V224H66V223H67V222H66V219L68 220ZM81 216H83V217H81ZM117 216H118V215H117ZM131 216H132V215H131ZM131 216H130V219L132 220V217H131ZM137 216H136V217H137ZM142 216H140V217H142ZM176 216H177V215H176ZM181 216H182V214H181ZM185 216H186V214H185ZM198 216H196L197 218L195 217V218H193V219H198ZM247 216H248V215H247ZM29 217H30V218H29ZM56 217H57V216H56ZM71 217H69V218H71ZM87 217H88V218H87ZM105 217H106V218H105ZM112 217H113V216H112ZM115 217H116V215H115ZM136 217H135L134 219H136V220L138 221L137 218H139V217H137V218H136ZM148 217H149V216H148ZM186 217H187V216H186ZM188 217H187L186 219H189ZM201 217H203V216H201ZM15 218H16V217H15ZM49 218H50V217H49ZM49 218H47V224H48L49 221H50L51 223L48 224V225H47L46 223H44V224H45V226L47 225V226L52 227V226H54V225L57 223L58 219H57V221L54 220L56 223H53ZM85 218H87V219H85ZM103 218H104V219H103ZM151 218H152V217H151ZM161 218H162V217H161ZM179 218H180V217H179ZM182 218H183V217H181V219H182ZM37 219H38V218H37ZM42 219H41V220H42ZM51 219L53 220V218H51ZM111 219H112V218H111ZM114 219H115V218H114ZM117 219H118V218H117ZM134 219H133V221H134ZM144 219H146V218H144ZM149 219H150V218H149ZM181 219H180V220H181ZM184 219H185V218H184ZM200 219H202V218H200ZM240 219H241V218H240ZM2 220H3V221H2ZM38 220H39V219H38ZM48 220H49V221H48ZM69 220H70V219H69ZM69 220H68V222H69ZM107 220H108V219H107ZM109 220H110V219H109ZM115 220H116V219H115ZM127 220H126V221H127ZM131 220H129V221H131ZM139 220H140V219H139ZM142 220H143V219H142ZM155 220H156V219H154V221H155ZM157 220H159V219L157 218ZM28 221H27V223H29ZM36 221H37V220H36ZM36 221H35V222H36ZM59 221H58V223H60V224L57 223L56 226L59 227V225H60V226L62 227V224H61V222H59ZM89 221H88V222H89ZM182 221H183V220H182ZM38 222H39V221H38ZM38 222H37V223H38ZM40 222H41V221H40ZM40 222H39V224H40ZM70 222H72V221L70 220ZM143 222H144V220H143ZM145 222H146V221H145ZM148 222H150V221H148ZM159 222H160V221H159ZM201 222H202V221H201ZM9 223H12V222H10V219H9V220H8V219L5 220V219H1V218H0V225H2V226H0V229H2V231H5V229L3 230V226H4V228H7V230H6L7 232L5 231V233H3V232L0 230V235H1V236H0V238H1L0 240H2L3 234H6L5 236L8 237V239H10L9 241H8V239H7V240H2V241H0L1 244L3 243L4 245H7V246H5V247H8L7 251H6V249H5L4 247H3V250L0 249V256H2V257H0V260H2V261H3V259H4V260H5V259H8V258H9L8 256H9L10 254H15L16 251H17V254H18V252H19L18 248H19V247H20V248H19V249H20V252H21V250H22V253H23L24 250H27V249L31 246V245H30V246L28 247V246H27V243L23 244V241H26V240H27V237H28V234H29V233L26 232V231L23 232V230H20L19 228H17V227H19L18 225H17V227L12 228V227H13V224H9ZM20 223H19V224H20ZM31 223H34V222H31V221H30V224H31ZM74 223H73V225L71 224V225H72V228H71V226H69V227H70L69 229L66 228L67 230L72 229V230H73V231L71 230L72 233L75 232V231L77 230L78 225L81 227V225L79 224L80 222H77L78 224L75 223V225H74ZM119 223H118V224H119ZM125 223L127 224V222H125ZM129 223H131V222H128V224H129ZM134 223H135V222H134ZM141 223H142V222H141ZM150 223H151V222H150ZM153 223H155V222H153ZM157 223H158V222H157ZM157 223H156L155 225H157ZM163 223H164V222H163ZM197 223H198V222H197ZM197 223H195V226H196ZM30 224H29V225H30ZM34 224H35V223H34ZM41 224L43 225L42 222H41ZM52 224H53V225H52ZM69 224H70V223H69ZM88 224H89V223H88ZM88 224H87L85 227H83V229L86 228V227H88V226H90V225H88ZM106 224H107V223H105V225H106ZM109 224H110V223H109ZM128 224H127V226H128ZM131 224H132V223H131ZM135 224H136V223H135ZM142 224H143V223H142ZM144 224H145V223H144ZM148 224H149V223H148ZM151 224H152V223H151ZM168 224H169V222H168ZM200 224H201V223H200ZM10 225H12V226H10ZM14 225H15V224H14ZM35 225H37V224H35ZM51 225H52V226H51ZM95 225H96V223H95ZM98 225H99V224H98ZM102 225L104 226V224H102ZM110 225H111V224H110ZM123 225H124V223L122 224V227H119V226H118L120 230L118 229V227L116 226V224L114 225V227L116 226L115 228H117V230L121 231V228L123 229V227H125V225H124V226H123ZM132 225H133V224H132ZM138 225H140L139 221H138ZM145 225L147 226V224H145ZM171 225H172V224H171ZM190 225H192V226L195 228L193 221L187 223V225L184 224V226L187 227V229L190 228V230H191V229H192V228H191L192 226H190ZM21 226H22V225H21ZM26 226H27V225H26ZM26 226H25V227H26ZM32 226H33V225H32ZM43 226H44V225H43ZM43 226H42V227H43ZM56 226H55V227H56ZM74 226H76V229H75ZM108 226H109V225H107L106 228H108ZM112 226H113V225H112ZM140 226H141V225H140ZM158 226H159V224H158ZM165 226H166V225H165ZM173 226H174V225H173ZM184 226H183V227H184ZM189 226H190V227H189ZM197 226H199V225L197 224ZM200 226H201V225H200ZM200 226H199V227H200ZM25 227H23V228H25ZM42 227H41V228H42ZM50 227H48V228H50ZM58 227H57V228H58ZM73 227H74V229H73ZM99 227H98V228H99ZM109 227H111V226H109ZM142 227H143V226H142ZM151 227H152V226H151ZM180 227L183 229L182 226H180ZM16 228H17V229H16ZM27 228H28V227H27ZM27 228H25V230H28ZM45 228H46V227H45ZM81 228H82V227H81ZM90 228H92V226H90ZM112 228H113V227H112ZM112 228H111V229H112ZM127 228H128V227H127ZM130 228H131V226H130ZM137 228H138V227H137ZM143 228H144V227H143ZM147 228L150 229V227H147ZM194 228H193V229H194ZM200 228H201V227H200ZM18 229H19V230H18ZM21 229H22V228H21ZM32 229H33V228H32ZM32 229H31V230H32ZM58 229H59V228H58ZM60 229H61V228H60ZM66 229L64 228L65 231H66ZM83 229H82V230H83ZM86 229H87V228H86ZM86 229H84L83 232H82V230H80V231H81L82 233H86V231H87V233H88L90 236L87 235V233H86L85 235H84V234L81 235V232L79 233V228H78V230H77V231H78L77 234H80L81 238H82V236H85V239H86V237H88V236H89V238L93 237V234H90V233H93V232H94V236H95V237H96L97 235H98L97 237H100V236H103V235L105 236V233H106V232H104V231L101 230V229H97V230H99V231H97V230L95 229V227L92 228L93 231H91V229H90V231H88V230H89V227H88V230H86ZM102 229H103V228H102ZM108 229H109V228H108ZM111 229H110V231H112ZM125 229H126V228H125ZM138 229H139V228H138ZM160 229H161V228H160ZM167 229H168V228H167ZM193 229H192V231H194V230H196V229H198V228L196 227V229H194V230H193ZM201 229H202V228H201ZM201 229H200V230H201ZM207 229H208V231L210 230L209 228H207ZM207 229H206V230H207ZM230 229H231V228H230ZM236 229H237V228H236ZM38 230H39V229H38ZM53 230H55V229H53ZM56 230H57V229H56ZM74 230H75V231H74ZM94 230H96V232H95ZM117 230H115V232H116ZM135 230H136V229H135ZM135 230H134V231H135ZM154 230H155V229H153V232H156V230H155V231H154ZM157 230H159V228H158ZM164 230H165V228H164ZM184 230H186V228H185ZM204 230H205V229H204ZM206 230H205V231H206ZM59 231H60V230H59ZM59 231L57 230V232H59ZM62 231H63V228H62ZM71 231H70V232H71ZM84 231H85V232H84ZM101 231H103L104 233H102ZM124 231H125V230H124ZM130 231H131V230H130ZM130 231H129V232H130ZM150 231H151V229L149 230V232H150ZM181 231H182V230H181ZM197 231H199V230H197ZM197 231H196V232H197ZM202 231H203V230H202ZM202 231H201V232H202ZM29 232H30V231H29ZM46 232H47V231H46ZM48 232H49V230H48ZM48 232H47V233H48ZM51 232H53V231L51 230ZM55 232H56V231H55ZM67 232H68V231H67ZM70 232L67 233V234L69 235ZM89 232H90V233H89ZM99 232H100V233H99ZM107 232H109V231L107 230ZM113 232H114V231H113ZM113 232H111V233H113ZM115 232H114V233H115ZM121 232H122V231H121ZM121 232H118V231H117L115 234H117V236H118L119 234H122ZM125 232H127V230H126ZM129 232H128V233H129ZM132 232H133V231H132ZM136 232H137V230H136ZM136 232H135V233H136ZM140 232H141V233H140ZM140 232H139V233L141 234L140 236H142L143 233H142V231H140ZM144 232H145V231H144ZM187 232H188V233L190 232L189 229H188V231L186 230L185 235H187ZM7 233H8V235H7ZM26 233H27V234H26ZM49 233H50V232H49ZM63 233H64V231H63ZM72 233H71L70 235H72ZM96 233H97V234H96ZM114 233H113V234H114ZM118 233H119V234H118ZM123 233H124V232H123ZM145 233H146V232H145ZM150 233H151V232H150ZM157 233H158V232H157ZM157 233H156V234H157ZM159 233H160V231H159ZM162 233H163V231H162ZM162 233H161V234H162ZM178 233H179V232H178ZM183 233H184V232H183ZM207 233H208V232H207ZM64 234H66V233H64ZM67 234H66V235H67ZM101 234H103V235H101ZM106 234H107V233H106ZM113 234H112V235H113ZM161 234H159L157 237L160 238V237H161V236H160ZM167 234H168V233H166V235H167ZM189 234L192 235L193 233H189ZM208 234H210V232H209ZM11 235H12L13 237L10 238ZM26 235H27V236H26ZM75 235H76V233H75ZM91 235H92V236H91ZM99 235H100V236H99ZM129 235H130V234H129ZM135 235H136V234H135ZM154 235H155V234H152L151 236H154ZM168 235H169V234H168ZM178 235H179V234H178ZM181 235H182V234H181ZM185 235L183 234L182 237H181V239L178 240L180 243H178L177 240L175 241V242L178 244V245H177L178 248H179V245L182 244L181 242H183L184 240H187V242H185V241L183 242V243H185L186 246H187V245L190 246V244L193 242L194 239H189V240H188V238H189L188 235H187L188 238L186 237L187 239H185ZM196 235H197V234H196ZM198 235H199V232H198ZM35 236H36V235H35ZM72 236H73V235H72ZM80 236H79V237H80ZM108 236H109V235H107V237H108ZM114 236H115V235H113L112 237H114ZM121 236H123V235H121ZM121 236L119 237V238L121 239V241H119V240H120L119 238H117V239H119L118 241L116 240V242H118V243H116V242L114 241V242H115V243H114L115 246H116L117 244H118L117 247H121V246L124 247V245H126V246H127V245L130 246L129 244H127V242H129V240H131V239H128V238H132V237H130L131 235H130L128 238H127L128 235L125 236V237H126V238H125L126 240L123 241V242H126L125 244H124V243H122V244L120 243V242H122V239H124V238H121ZM143 236H144V235H143ZM143 236H142V238L139 237V236H138V237H139L140 239H143V240H144L145 238H146L147 240L150 239V241H151V237L145 235L146 237L143 238ZM162 236H163V234H162ZM193 236L195 237V235H193ZM201 236H202V235H201ZM203 236H204V234H203ZM75 237H76V236H75ZM95 237H94V238H95ZM110 237H111V235H110ZM133 237L136 238V236H133ZM147 237H148V238H147ZM154 237H155V236H154ZM154 237H153V238H154ZM163 237H165V236H163ZM163 237H162V238H163ZM191 237H192V236H191ZM191 237H190V238H191ZM194 237H192V238H194ZM196 237H197V236H196ZM196 237H195V238H196ZM198 237H199V236H198ZM198 237H197V238H198ZM208 237H209V235H208ZM208 237H207V238H208ZM3 238H4V237H3ZM31 238H33V237H31ZM43 238H44V236H43ZM73 238H74V237H73ZM83 238H84V237H83ZM83 238H82V240H83ZM89 238H88L87 240H90ZM105 238H106V237H105ZM105 238H103V239L105 240ZM168 238H171V241H172V236H170V237L168 236ZM178 238H179V237H178ZM205 238H206V237H205ZM205 238H204V239H205ZM5 239H6V238H5ZM18 239H19V242H18ZM35 239H36V238H35ZM47 239H48V238H46L44 241H46ZM56 239H57V238H56ZM75 239H76V238H75ZM92 239H93V238H92ZM95 239H96V238H95ZM99 239H100V238H99ZM114 239H116V238H114ZM127 239H128V240H127ZM137 239H138V238H137ZM137 239H136V240H137ZM160 239H161V238H160ZM163 239L165 240V238H163ZM174 239H176V238H174ZM182 239H183V241H182ZM12 240H14L16 244L14 243V241L12 242ZM22 240H23V241H22ZM32 240H34V238H33ZM36 240H37V239H36ZM54 240H55V239H54ZM78 240H79V239H78ZM87 240H85V241H87ZM101 240H102V238H101ZM101 240H99V241H101ZM133 240H134V239H133ZM152 240H153V239H152ZM157 240H158V239H157ZM164 240H161V241H164ZM190 240H192V241H190ZM3 241H4V242H3ZM6 241H7L8 243H7ZM16 241H17V242H16ZM47 241H48V240H47ZM58 241H59V240H58ZM83 241H84V240H83ZM102 241H103V240H102ZM102 241H101V242H102ZM105 241H107V240H105ZM110 241H111V240H110ZM110 241H108V242H110ZM148 241H149V240H148ZM188 241L191 242V243L189 244ZM204 241H205V240H204ZM206 241H207V239H206ZM11 242H12V245H13V243H14V245H13L14 247H12V245H10V246L8 245V244H11ZM36 242H39V240H37ZM36 242H35V243H36ZM48 242H49V241H48ZM55 242H57V241H55ZM80 242H82V241L80 240ZM91 242H92V241H91ZM93 242H98V241H97V240H96V241L93 240ZM130 242H131V241H130ZM144 242H145V240H144ZM144 242H143V243H144ZM146 242H147V241H146ZM146 242H145V243H146ZM173 242H174V241H173ZM194 242H196V241H194ZM6 243H7V244H6ZM35 243H33V244H35ZM52 243H53V242H52ZM76 243L78 244L79 242H76ZM103 243H104V242H103ZM119 243H120L121 245H119ZM140 243H141V242H140ZM145 243H144V244H145ZM150 243H151V242H150ZM164 243H165V242H164ZM164 243H163V244H164ZM166 243H167V240H166ZM166 243H165V244H166ZM197 243H199V242H197ZM197 243H196V244H197ZM21 244H22V245H21ZM41 244H42V240H41L39 246H44V245H45V248L47 247V246H46V244H47L46 242L44 243V245H41ZM48 244H49V243H48ZM50 244H51V242H50ZM85 244H86V242H85ZM89 244H90V243H89ZM96 244H97V243H96ZM96 244H95V245H96ZM98 244H99V243H98ZM106 244H107V242H106ZM109 244H110V243H109ZM123 244H124V245H123ZM130 244L132 245V243H130ZM135 244H136V243H135ZM219 244L221 245V243H219ZM222 244H223V243H222ZM4 245H2V246H4ZM16 245H17V246L19 245L18 248H17ZM23 245H25V246H23ZM53 245H54V244H53ZM53 245L51 244L50 246H53ZM56 245H57V244H56ZM58 245H59V242H58ZM64 245H66V244H64ZM75 245H76V244H75ZM95 245H94V246H95ZM147 245H149V243H147ZM151 245H152V244H151ZM183 245H184V244H183ZM183 245L180 246V248L182 247V249L179 248V251H181V250L184 251V249H183ZM185 245H184V248L186 249ZM192 245H193V244H192ZM194 245H195V244H194ZM205 245H206V244H205ZM207 245H208V244H207ZM50 246H49V247H50ZM59 246H61V245H59ZM70 246H71V245H70ZM88 246H89V245H88ZM99 246H100V244H99ZM104 246H105V245H104ZM107 246H108V245H107ZM112 246H113V244H112ZM115 246H114V247H115ZM133 246H134V245H133ZM141 246H143V245H141ZM174 246L177 247V246L175 245V243H174ZM9 247H10V248H9ZM15 247H16L17 249H15ZM22 247H25V248H22ZM33 247H35V245H34ZM66 247H67V246H66ZM75 247H76V246H75ZM95 247H96V246H95ZM105 247H106V246H105ZM117 247H116V250H119L118 252H120V248H117ZM134 247H135V246H134ZM134 247H133L134 250H132V249H131V250L134 251V252H137V251L135 250ZM136 247H137V246H136ZM147 247H149V246H147ZM147 247H146V248H147ZM161 247H162V246H161ZM163 247H164V245H163ZM165 247H166V246H165ZM193 247L195 248L196 246H193ZM200 247H201V246H200ZM0 248H2V247H0ZM31 248H32V247H31ZM31 248L28 249L30 252L32 251L31 253H34V254L36 253V254H38L37 252H33V251H35V250H31ZM40 248H41V247H40ZM40 248H39V249H40ZM43 248H44V247H43ZM43 248H41V249L43 250ZM47 248H48V247H47ZM53 248H54V247H53ZM70 248H71V247H70ZM70 248H68V250H69ZM72 248H73V244H72ZM77 248H79V247H77ZM99 248H100V247H99ZM99 248H97V249L95 248V249L97 250V253H98L99 255H100V254L102 255V254L104 253V251H103V253H99V252H100V251L98 252V249H99ZM103 248H104V247H103ZM107 248L109 249V247H107ZM125 248H126V247H125ZM128 248H129V247H128ZM137 248H138V247H137ZM137 248H136V249H137ZM155 248H156V247H155ZM159 248H160V247H159ZM4 249H5V251H4ZM11 249L16 250V251L13 250L15 253H13V251L11 252V251H10ZM37 249H38V248H37ZM37 249H36V250H37ZM50 249H51V248H50ZM50 249H49V250H50ZM55 249H56V248H55ZM59 249H61V248L59 247ZM74 249H75L76 251L78 250V249H76V248H74ZM79 249H80V248H79ZM89 249H90V248H89ZM92 249H93V248H92ZM95 249H94V251H95ZM104 249H105V248H104ZM104 249H103V250H104ZM110 249L112 250V248H110ZM140 249H143V250H144L145 247H144V246H143V247H140ZM148 249H149V248H148ZM160 249H161V248H160ZM167 249H168V247H167ZM170 249H171V247H169V251H170ZM199 249H200V248H199ZM47 250H48V249H47ZM49 250H48V252H49ZM65 250H66V248H65ZM68 250H67V251H68ZM70 250H71V249H70ZM75 250H74V252H76ZM82 250H83V249H81V251H82ZM116 250H115V252H114V248H113L112 251H113L114 253L111 254V255H114V256L116 255V256H117V254H116L117 251H116ZM123 250H124V249H122V251H123ZM131 250H130V251H131ZM138 250H139V249H138ZM164 250H165L164 254L167 255L168 258H169V257H170L171 259L174 258V255H173V254H175V253H172V251L166 253L167 250H166L165 248H164ZM191 250H192V248H191ZM37 251H38V250H37ZM52 251H53V250H52ZM52 251H51V253H52ZM54 251H55V250H54ZM58 251H59V250H58ZM58 251H57V252H58ZM62 251H64V249H63ZM62 251H61V253H62V255H63V252H62ZM67 251H66V252H67ZM81 251H80V253H81ZM101 251H102V250H101ZM107 251H109V250H107ZM127 251H128V250H127ZM132 251H131V252H132ZM148 251H149V250H148ZM155 251H156V250H155ZM157 251H158V250H157ZM159 251H160V250H159ZM162 251H163V250H162ZM187 251H188V250H187ZM195 251H196V250H195ZM7 252H8V253H7ZM66 252H65V254L63 255V257L66 258V259H64V260H68L67 258L70 259V257H71V258L74 257V255H73L72 253H71L72 255H71L70 257H69L68 254H67L68 257H65ZM71 252H72V251H71ZM74 252H73V253H74ZM78 252H79V250H78ZM83 252H86V251H83ZM83 252H82V253H83ZM95 252H96V251H95ZM95 252H94V254H96ZM105 252H106V251H105ZM138 252H139V251H138ZM142 252H143V251H142ZM142 252H141V253H142ZM197 252H198V251H197ZM9 253H10V254H9ZM25 253H26V252H25ZM28 253H29V252H28ZM28 253L24 254V256L27 255ZM40 253H41V252H40ZM67 253H69V252H67ZM91 253H92V251H91ZM110 253H111V252H110ZM110 253H108V254H110ZM120 253H121V252H120ZM120 253H119V254H120ZM122 253L124 254V252H122ZM144 253H145V252H144ZM149 253H150V252H149ZM169 253H170V254H169ZM171 253H172V254H171ZM182 253H183V252H182ZM8 254H9V255H8ZM17 254H15V255H17ZM36 254H35V255H36ZM76 254H78V253H76ZM83 254H84V253H83ZM104 254H106V253H104ZM125 254H126V253H125ZM127 254H128V252H127ZM158 254H159V253H158ZM190 254H191V253H190ZM190 254H189V255H190ZM194 254L196 255V253H194ZM7 255H8V256H7ZM29 255H30V253H29ZM29 255H28V256H29ZM32 255H33V254H32ZM54 255H56V254H54ZM67 255H66V256H67ZM80 255H81V254H80ZM99 255H98V256H99ZM143 255H144V254H143ZM143 255H140V256L144 257ZM153 255H154V254H153ZM156 255H157V252H156ZM186 255H187V254H186ZM18 256L21 257V253H20V255H18ZM28 256H25V257H28ZM30 256H31V255H30ZM30 256H29V258H30ZM38 256H40V258H41V259H39V261L42 260V256H41V255H38ZM48 256H49V255H48ZM72 256H73V257H72ZM98 256H96V257H98ZM109 256H110V255H109ZM126 256H127V255H126ZM129 256H130V255H129ZM131 256H132V255H131ZM138 256H139V254H138ZM138 256H137V258H138ZM145 256H146V255H145ZM149 256H150V258H151V254H150ZM175 256H176V255H175ZM192 256H193V255H192ZM7 257H8V258H7ZM11 257H12V256L10 255V258H11ZM55 257H56V256H55ZM55 257H54V258H55ZM61 257H62V256H61ZM100 257H101V256H100ZM100 257H99V258H100ZM102 257H103V256H102ZM102 257H101V258H102ZM133 257H134V258L136 257V254H135V253H134V256H133ZM147 257H148V255H147ZM172 257H173V258H172ZM1 258H2V259H1ZM10 258H9V259H10ZM13 258H14V255H13ZM13 258H12V260H13L12 263H14V260L16 261V260L18 259L17 256L15 257V258H17V259H13ZM23 258H24V257H23ZM33 258H35V256H32V259H33ZM36 258L38 259L39 257H36ZM36 258H35V261H36ZM103 258H104V257H103ZM127 258H129V257H127ZM140 258H141V257H140ZM144 258H145V257H144ZM150 258H149V260H150ZM154 258H155V257H154ZM159 258H161V257H159ZM178 258H179V257H178ZM178 258H177V259H178ZM188 258H189V257H188ZM19 259H20V258H19ZM26 259H28V258H26ZM30 259H31V258H30ZM57 259H59V258H57ZM74 259H75V258H74ZM96 259H97V258H96ZM121 259H123V258L121 257ZM146 259H147V258H146ZM152 259H153V258H152ZM10 260H11V259H10ZM21 260H22V258H21ZM21 260H19V261H21ZM33 260H34V259H33ZM50 260H51V259H50ZM59 260H60V259H59ZM64 260H63V261H64ZM70 260H71V259H70ZM98 260H99V259H98ZM102 260H103V259H102ZM102 260H100V261H102ZM104 260H105V259H104ZM130 260H131V259H129L128 261L130 262ZM134 260H135V259H134ZM138 260H142V263H140L141 261H140V262H137V261L135 260V261H136V262H135L136 264H139V263H140V264H143L145 261H147V263H148V261H149V260H144V259H139V258H138ZM175 260H176V257H175ZM181 260H182V259H181ZM181 260H177V262L179 263V261H181ZM184 260H185V259H184ZM2 261H1V264H4L6 261L8 262L9 260H5L4 263H3ZM19 261H18V262H19ZM22 261H24V260H22ZM29 261H30V260H28V262H29ZM31 261H32V260H31ZM31 261H30V262H31ZM37 261H38V260H37ZM57 261H58V260H57ZM71 261H72V260H71ZM83 261H84V262H83ZM83 261H82V262L86 264L85 260H83ZM90 261H91V260H90ZM105 261H107V259H106ZM119 261H121V260L119 259ZM122 261H124V260H122ZM131 261H132V260H131ZM143 261H144V262H143ZM160 261H161V263L163 262L162 259H160ZM165 261H168V260L164 259V262H165ZM169 261H170V260H169ZM172 261H173V260H172ZM186 261H187V260H186ZM7 262H6L5 264H7ZM25 262H26V261H25ZM25 262H24V263H25ZM51 262H52V261H51ZM66 262H67V261H66ZM69 262H70V261H69ZM103 262H104V261H103ZM129 262H126V263H129ZM133 262H134V261H133ZM133 262H132V264H133ZM150 262H151V261H150ZM164 262H163L162 264H165V263H166V262H165V263H164ZM175 262H176V261H174V263H175ZM177 262H176V263H177ZM10 263H11V262H10ZM10 263H8V264H10ZM34 263H35V262H34ZM64 263H65V262H64ZM64 263H63V264H64ZM79 263H81V262H79ZM79 263H77V264H79ZM87 263H88V262H87ZM119 263H120V262H119ZM121 263H122V262H121ZM147 263H146V264H147ZM152 263H153V262H152ZM156 263H157V262H156ZM159 263H160V262H159ZM174 263H173V264H174ZM176 263H175V264H176ZM178 263H177V264H178ZM180 263H181V262H180ZM185 263H186V262H185ZM185 263H184V261H183V264H185ZM15 264H16V262H15ZM28 264H29V263H28ZM51 264H52V263H51ZM72 264H74V263H72ZM75 264H76V263H75ZM99 264H100V263H99ZM102 264H103V263H102ZM110 264H112V263H110ZM113 264H114V263H113ZM130 264H131V263H130ZM144 264H145V263H144ZM169 264H170V263H169ZM181 264H182V263H181ZM190 264H192V262H191Z\"/></svg>",
  "mask_w": 264,
  "mask_h": 264
}]
</instances>
